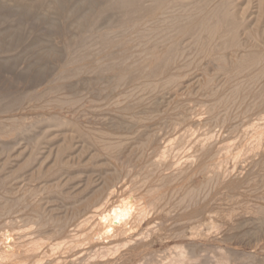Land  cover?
<instances>
[{
	"label": "rangeland",
	"instance_id": "374dc122",
	"mask_svg": "<svg viewBox=\"0 0 264 264\" xmlns=\"http://www.w3.org/2000/svg\"><path fill=\"white\" fill-rule=\"evenodd\" d=\"M21 1V0H20ZM19 0H0V122H1V125H0V136H1V140H0V199L3 203H1L0 201V230L2 231V229H5V227L7 228L6 230H11L12 228V232L17 234L16 235V238L18 237L19 235V239H20V235H22L21 239L19 240V242H23L27 244V247L31 248L32 247V244L33 243H30L32 240L33 242V239H38L39 237L40 238H44L46 235H51L52 239H53V230L54 232H59L61 231L62 229H64L63 231H65L66 233H69V235H73L74 234V230L75 228L78 226L76 224H79L83 227L85 226V222L88 221V225H90V222H94V221H90L93 220L92 219V210L93 209H96L95 207L93 209H89L87 206H88V203L87 200V195L89 193H91L92 195L94 194H98V192L100 193L99 196H101V194L103 195V192L105 193V199H102L101 200V207H103L108 201L109 199H111V195L114 196L113 193H122L124 192L123 190L127 191V192H131V194L135 193V190H131L132 186L129 185L128 183H126L127 181L123 180L122 178V173L120 172V168L122 167H119V166H115L111 163V159L109 158V160H107L108 158L107 155L105 154L106 152L104 150L100 151L101 149H103L101 146H100V142L98 141V143H95L94 146L93 143L95 142V139L97 137H92L93 138V142L91 143L90 141V137L88 136V141L90 142H87V138H83V133L82 131H86L88 132H91L87 134H92L94 132L95 135L98 134V132L100 131H104V134H106V131L108 132H113V135L115 134V138L117 136V133H119L120 136L123 137V139H127V138H124L125 136L127 137L128 135V138L131 136L133 137L134 139L138 136L139 141L142 140L143 138L145 139L146 137H143V136H146L147 135V140H145V142L148 141L149 137L151 136V138L149 139V141L147 142L148 143V150L147 151H144V153L146 154H140L137 152L138 150H135V146H137V143L135 144H131L132 146H129L130 148H133V153L130 154V151L127 150V155L125 153V157L128 156L129 154V157L132 156V158L130 157H126L127 159L124 158V160H128L127 162L130 163V160L131 161V166L133 168H136V170H140V171H143L145 168H148L149 170H151V172H157L159 171V174L161 176V179L162 177L164 176L166 179L169 178L170 182H173L170 184V185H167L166 188L162 189V190H157L155 189V191H157L155 193V196L152 195V198L150 197H147L146 195L143 196L144 198L143 201L142 199L140 201L142 202H145V200H147L148 202H154L153 200L158 201V203H154L158 206V204L160 205L158 208L160 209L159 212L157 211L158 208L154 206V204L152 203V207L151 205L148 209L149 211V214L146 218V220L149 222L147 223V221L145 222V224L143 226L145 227H142L141 229L143 230V228L145 229L144 231H141V237L138 239H142V241L145 239L143 238L146 237L145 234H147V230L149 229L148 231V234L151 233L153 234L155 232V235H152L150 234V237L147 238L146 237V240H144L143 242V245H147L148 246V243L153 245L152 242L154 241V245L151 246L152 248H150V251H154L153 254H157L156 256H154L155 260H160V258L166 254L167 252V248L169 247H172L173 245H175L178 241V243H182V244H187V246L189 245L192 246L194 243H200L199 241L196 242V240L194 239H191V237H189L190 239H187L188 237V232H185L184 233V228L188 225V223L186 222V220L183 219L182 215H178L177 217H175L177 215V212L176 211H168V202H169V197L172 198H175L177 200H180L183 199L184 197V194L182 193H185V195H187L188 193H190V191H195L196 188H200V190L198 191H203L204 189V185L207 187V189H210V185L212 187V189H210V193L208 194L205 190L206 193H204L205 196H209V198L207 200L204 201V203H207L208 201H212V203H216L214 204V206H212V211L210 214H208L209 216H215V218H218L220 217L219 220H221V223H224L225 225H221V228L222 226H224L223 228H226L227 225L232 226V223L233 225H235L234 222H236V224L239 223V217L236 216V214H241V211H238V208L234 210V208H236L235 204L238 202V199L241 198L242 194H244L245 190L247 189H244V188H251L253 189L254 188V191L251 192L254 193L252 194L250 192V190L248 191V193H245L249 198L251 196V198H254L255 200H259L256 202H251L250 200L247 201L246 203V208L248 206L251 207L252 204H259V205H262L263 206V209H264V200H262V196L264 198V149L262 150V148H264V141L263 142V146H260V148L258 147L256 150H251L252 152L249 153V151L247 152H244V155L246 156L245 159L242 158L243 157V153L241 154V157L240 159H234L233 161L232 160H228V161H225V163H221V164H224V167L223 165H219L217 166L218 164L215 163V161L218 162V158L217 157H220L221 158L219 159V161L222 159V158H225V154H228L226 152V148L225 147H231V146H234L235 144L233 143H236L235 141H237V139L235 141H233L232 137L230 138V135L232 136L233 134H231L233 131H232V128L229 127V128H223L221 129L220 127L221 126H215V121H213V119L211 118L212 115H209V114H213L214 112V109L216 108L215 106H217L219 104V100H220V97L221 96H225V95H228V93L230 92V89L229 87V84H226L228 83V77L226 76H223L225 75L226 73L221 71L220 68L222 67L221 62L224 63V66L225 68L227 67V69L229 70H234L236 71V66L237 64L239 63L240 59L243 60L244 59V56L246 57L249 53H248V50H251L249 51L250 53H255V51H257L256 53L258 54H264L263 51H264V0H212L213 2L212 5L211 3H209L210 1H205V4L207 5H204V2L203 0H198L200 2V4L198 3L197 0H193V4L195 5L194 7H198V8H193V5L190 3V1L192 0H187V2L189 3V5H187L188 3L185 2L186 0H181V2L183 3L181 4L180 2H177V0H171L170 5L173 3V4H177L178 3V7L176 5V8H175V5H171V8L169 7L170 5H167L169 7V12H171L172 14V11L174 9V12L177 14H182L181 16L184 17L183 14H185L187 11L191 12L190 10L193 9V12L195 10H198L197 11V14L194 13V15L196 14V17H198V15H206L207 13H210L209 11H212L215 15L217 14V10L220 8V13H221V9L224 10L225 7L229 8L226 10L230 11V15L232 14V16H234V19L237 21L239 20L238 23V28H237V34H236V38H238L237 40L239 41L237 45H239V47H236V48H240V49H229L230 47H227L226 45L227 44H224V39L223 38H218V41L217 39H215L214 42L213 40H209V39H206L205 36H201V40H203L202 42L197 39L196 42L193 41V39H191V36L189 35L187 37H179V38H185L184 40L183 39H179L178 41V44L181 46L182 49H185L181 50L182 54H180L181 52H179L178 55H182L181 58L180 56L178 57V55L175 57V60L174 58H168L165 56V55H162L160 57V55H158L159 53L158 52H161L160 50L157 51L159 49V47L161 48L162 45L163 47L166 45V43L164 42H158L156 45L159 44V47L157 48L156 50V46L154 45L155 43H153L152 40L148 41L153 44H151V48H150V45H147L146 43H144V47L147 48L145 49L146 51L148 52H144L145 50L142 48L143 45H141L140 47H138V45H140V43H143V41L139 42L138 43L136 42L137 40L134 41H131V37L128 34V31H127V28L130 26V24L128 23V27L125 28L126 30H124V27L127 26V24L125 23V19L127 17H122L120 16V18L122 17V19H119L117 20L118 17H115L114 19L113 18H110L107 20H104L103 22H101L103 25H101L102 27H106V28H103L101 27V32L104 34L105 33V36L106 37H109V39L111 40L110 42L112 41H116L115 43L112 42V44H116L115 46H111L112 44L109 43L108 44V48H107V45L105 48V51L104 53L102 52L103 50L100 49L98 46L100 45H96L94 43L95 40L98 38L97 37V34L95 33V31L93 32L91 27L93 28V25L96 23H98L97 21L98 20H93L90 19V23L88 22L89 26L88 25H85L87 26L86 28H82V25L79 27V26H76L74 23L76 20L75 18L79 17L80 14L82 15V12H83V9L84 10H88L87 7L85 6V1H86V4L89 2V0H66L68 2H66L65 0V3H63V1L61 0V4L63 3V5H60L58 3V6L56 5H52L50 0H45L47 3H45V1L43 2V4L41 3H38L37 1L35 0H22V1H27V3H23L22 1L20 2ZM103 1V0H102ZM112 1V3L110 2ZM116 1V2H114ZM123 1V0H122ZM122 1L120 2V0H106V2H102V3H105L104 5L106 6H102L103 4H101V1L98 0V4L96 3L97 5V8H95V10L97 11H100V10H107V6H109V4H113L114 6L117 5L119 2L122 3ZM144 0H142V4H149L147 5V7L150 6V1H147L145 0V2H143ZM170 1V0H169ZM174 1V2H172ZM179 1V0H178ZM196 1V2H194ZM202 1V2H201ZM29 2V3H28ZM50 2V3H48ZM84 2V3H83ZM91 2V0H90ZM95 0H94V4H95ZM141 2V1H140ZM148 2V3H147ZM222 2V3H221ZM226 2V3H225ZM93 3V2H92ZM91 3V4H92ZM119 3V4H120ZM197 3V4H195ZM221 3V4H220ZM226 6H224L225 4ZM27 4L29 6H27ZM49 4L51 7H49ZM84 6H83V5ZM94 4L93 7H94ZM141 4V3H140ZM180 4V6H179ZM228 4V5H227ZM46 5V6H45ZM79 5V6H78ZM90 5V4H89ZM95 5V6H96ZM101 5V6H100ZM112 5V6H113ZM189 9H188V7ZM39 6V7H38ZM44 6L46 9H42V7ZM80 7V9H82L81 13L79 12L80 9H78V11L76 12L77 8ZM83 6V7H82ZM91 6V5H90ZM89 6V7H90ZM142 7H144L143 5H141ZM151 6H153V4H151ZM173 6V8H172ZM183 6V7H181ZM202 6V8L200 7ZM215 8H214V7ZM233 6V8H232ZM41 7V8H40ZM55 7V8H54ZM185 7V8H184ZM192 7V8H191ZM49 8V9H48ZM52 8V10H50ZM60 8V9H59ZM75 8V9H74ZM92 8V7H91ZM100 8V9H99ZM191 8V9H190ZM212 8V9H211ZM48 9V10H47ZM171 9V10H170ZM180 11H178V10ZM184 9V10H183ZM195 9V10H194ZM215 9V10H214ZM43 10H46V11H43ZM67 10V11H66ZM201 10V11H200ZM209 10V11H208ZM75 14V16H70L68 15V13L72 12ZM184 11V13L182 12ZM205 11H207L205 13ZM215 11V12H214ZM87 12V11H86ZM85 11L83 12L84 14L86 13ZM192 12V14H193ZM196 12V11H195ZM77 13V14H76ZM173 13L172 15L174 17H176L177 15ZM188 13V12H187ZM218 12V14H220ZM179 14H178V17H179ZM190 14V13H189ZM188 14V17L191 16V14L189 15ZM216 15V16H219V15ZM79 15V16H78ZM107 16V15H106ZM182 17V19H183ZM193 16L187 18V14L185 16V20L188 21L190 19H192ZM180 18V17H179ZM98 19V18H96ZM183 19L184 23H185V20ZM110 21L112 25V28H110V23L107 24V21ZM112 20H113V23H112ZM114 20H117V22L119 23H115ZM242 20V21H241ZM106 21V22H105ZM108 21V22H109ZM120 21H124L123 23H125V26L122 24V22ZM127 21L129 22V19L127 18ZM108 26H110L109 28L106 26V24ZM132 23H137L136 20H133L131 21ZM93 23V24H92ZM100 23V24H101ZM131 23V25H133ZM242 23V24H241ZM74 24V25H73ZM95 24V25H96ZM99 24V23H98ZM94 25V27H95ZM121 25H123L121 27ZM84 26V27H85ZM117 26H120L121 30L119 27ZM74 27V28H72ZM88 27L91 29H88ZM81 28V29H80ZM122 28H123V31H122ZM130 28V27H129ZM132 28V26H131ZM130 28V29H131ZM80 29V30H79ZM89 30V31H88ZM94 30V29H93ZM107 30H110L111 32H108ZM86 31V32H85ZM92 31V32H91ZM104 31V32H103ZM120 32V34H119ZM122 32V33H121ZM124 32H126L125 34H123ZM82 33V34H81ZM84 33V34H83ZM92 33V34H91ZM94 33V35H93ZM110 33L111 34H114L113 36L111 35L110 36ZM90 34V35H89ZM107 34V35H106ZM115 34H119L117 36V38H121L120 40H117V39H114L112 40L110 37H114L116 36ZM71 37H70V36ZM78 35H80V39L78 37ZM86 35H88L86 37ZM93 35L95 40L92 41L94 38L91 36ZM85 36V39L84 37ZM45 37V38H44ZM68 37V38H67ZM78 37V38H77ZM92 37V38H91ZM205 37V38H204ZM68 40H67V39ZM91 38V40H90ZM116 38V37H115ZM123 38V39H122ZM130 38V39H128ZM190 41H189V39ZM71 39V40H70ZM74 41H73V40ZM133 39V38H132ZM87 40V41H86ZM89 40V42H88ZM121 40L123 41V43L121 42ZM223 40V41H222ZM84 41L86 42V44L84 43ZM97 41V40H96ZM122 43H120V42ZM184 41V42H183ZM186 41V42H185ZM188 41V43H187ZM196 43V46L194 44H192V42ZM198 41V42H197ZM207 43H210L211 44H217L219 42V44L217 45H214L213 47H216L217 50L216 52H219V50L222 51L219 52L221 53L222 56L220 57H223V60L224 61H220V66L217 64H215L214 62H212L213 58L211 59V55L210 57H207L204 55V59H203V53L201 52L202 56H199L201 55L199 52L201 50H204L203 46L205 45L206 47V42ZM83 42V43H82ZM94 42V43H93ZM136 42V43H135ZM190 42V43H189ZM214 42V43H213ZM222 42V43H220ZM98 43V42H97ZM181 43V44H180ZM85 44V45H83ZM88 44H92V46L88 47ZM138 44V45H137ZM146 44V45H145ZM185 44V45H184ZM201 44V45H200ZM221 44H224L220 47ZM126 45V46H125ZM154 45V47H153ZM178 45V47H179ZM187 45V46H186ZM192 45V47H191ZM209 45V44H207ZM96 46V48L94 47ZM103 47V45H101ZM119 46V47H117ZM186 46V48H184ZM229 46V45H228ZM93 47V48H92ZM101 47V48H102ZM135 47H136V50L138 51L139 48H141L140 50L144 53V55H141V54H137L138 52L135 50ZM162 47V51L165 49H163ZM194 47V48H193ZM221 49H220V48ZM247 47V48H246ZM251 47V48H250ZM79 48V49H78ZM91 48V52L90 50L88 49ZM107 48V49H106ZM132 48V49H131ZM166 48V46H165ZM180 48V47H179ZM202 48V49H201ZM228 48V49H227ZM233 48V47H231ZM77 49V50H76ZM93 49V50H92ZM98 49V51L96 50ZM152 49V50H151ZM188 49V50H187ZM80 50V51H78ZM87 50V51H86ZM113 50L114 53L118 54L119 57H123L121 55L122 54H126V58L123 57L121 58L122 61H125L124 65H127L126 64V61L128 62V54L126 52H129V54L133 53V51L136 53H134L135 55L131 54L132 55V58L131 55L129 57L130 59V62L128 63V66L129 64L130 67L128 68L129 71H134L135 68L137 70H139L141 67L142 69L145 71V69L147 71H149L148 73L146 72V74L148 75L147 78H145L144 76V80L145 81V84L144 82H142L143 79L141 78H138L139 80L138 83L136 82V80L134 79H131V80H134L132 82H130L131 80H129L126 84L124 85H127V86H130V87H127L125 88V86H123L122 84L119 85V69H116L115 66L117 65H109L108 68L106 67L107 66V62H109L110 60L108 59V56L105 57V55H107V52L108 51H111ZM130 50V51H129ZM151 50V52H150ZM156 50V52H155ZM116 51V52H115ZM132 51V52H131ZM141 51H139L141 53ZM210 51V50H208ZM207 51V53L209 54V52ZM247 53H246V52ZM88 54H87V53ZM119 52H120V55H119ZM124 52V53H123ZM193 52H194V55H193ZM205 53V51H203ZM212 52V51H211ZM210 52V54H211ZM113 53V52H112ZM113 53V54H114ZM147 55H146V54ZM153 54V56L151 54ZM155 53V54H154ZM158 53V54H157ZM184 53V54H183ZM206 53V54H207ZM245 53V54H244ZM115 54V55H116ZM187 54V55H186ZM213 54V53H212ZM80 55V56H79ZM91 55V56H89ZM101 55V56H100ZM141 55V56H140ZM94 56V57H93ZM110 56V54H109ZM116 56V57H118ZM147 56V57H146ZM188 56V57H187ZM232 56V57H231ZM239 56V57H237ZM78 59H77V58ZM85 57V58H84ZM91 57V58H89ZM112 57V56H111ZM156 57V58H155ZM158 57V58H157ZM190 57V58H189ZM195 57V58H194ZM198 57V59L196 60V58ZM202 57V58H201ZM206 57L207 59L209 60H206ZM228 57V58H227ZM235 57V58H234ZM80 58V59H79ZM100 58V59H99ZM110 58V57H109ZM125 58V59H124ZM141 58V59H140ZM201 58V59H200ZM231 58V59H230ZM240 58V59H239ZM91 59V60H90ZM102 59H105V62L104 60L101 61ZM109 61H108V60ZM111 59V58H110ZM118 61L120 58H117ZM189 59H192V60H195L192 62V60H190L191 62L188 63ZM211 59V61H210ZM80 60V61H79ZM142 60V61H141ZM169 60V61H168ZM172 60V61H171ZM176 63H174V61ZM179 60V61H178ZM185 60V61H184ZM206 60V61H205ZM222 60V58H221ZM121 61V60H120ZM132 61V63H131ZM200 61V62H198ZM135 62L137 63H140V65L136 64ZM159 62V63H158ZM163 62L165 63L164 65L167 66V70L166 68H164L166 70L167 75L171 78V82L165 86L163 85V87L165 86L167 89L162 88L163 90H160L161 88L159 86L162 85V83H164L163 80H165L166 78L162 75H159V73H157L159 70H157V65L161 67V65L163 66ZM174 63L173 65L171 63ZM179 62V63H178ZM195 62V63H194ZM228 62V63H227ZM103 63V64H102ZM188 63V64H187ZM197 63V64H196ZM226 63V65H225ZM73 64V65H72ZM106 64V66H105ZM123 64V63H121ZM141 64H143L141 66ZM186 64V65H185ZM199 64V65H198ZM236 64V65H235ZM101 67H100V66ZM146 65V66H145ZM197 65V66H196ZM106 68H105V67ZM126 66V67H128ZM136 66H139L140 68L138 69V67ZM218 66V67H217ZM235 66V68H234ZM100 67V68H99ZM103 67V68H102ZM154 67V68H153ZM173 67V68H172ZM182 67V68H181ZM214 67V68H213ZM220 67V68H219ZM78 68V69H77ZM83 70H81V69ZM98 70H97V69ZM111 68V69H110ZM134 68V70H133ZM153 68V69H152ZM180 68V69H178ZM191 68V69H190ZM219 68V69H218ZM232 68V69H231ZM234 68V69H233ZM79 69H80V72H79ZM96 69V70H94ZM101 69V71H100ZM110 70L108 72V70ZM114 69V70H113ZM152 69V70H151ZM157 70V76L159 77H150V70L152 73H154V71ZM174 69V70H172ZM189 69V70H188ZM222 69V68H221ZM86 70V71H85ZM106 70V71H105ZM201 70V71H200ZM204 70V71H203ZM214 70V71H213ZM99 71H100V74H99ZM114 71L116 73H114ZM174 71V72H173ZM178 71V72H177ZM102 72V73H101ZM165 72V73H166ZM237 72V71H236ZM78 74L79 77H77L76 74ZM110 73V74H109ZM164 73V74H165ZM70 74V75H69ZM84 74V75H83ZM113 74H116V77L115 75ZM155 74V73H154ZM162 74V73H161ZM163 74V75H164ZM175 76H174V75ZM177 74V75H176ZM103 75V76H102ZM166 75V74H165ZM227 75V74H226ZM76 76V77H75ZM109 78H108V77ZM155 76V75H154ZM179 77V80L177 81L178 84L177 85V82L176 80H174L173 82V78L175 77V79H178ZM48 77V78H47ZM99 77V78H98ZM103 77V78H102ZM107 77V78H106ZM167 77V76H166ZM183 77V78H182ZM51 78V79H49ZM78 78V79H76ZM153 78V80L151 79ZM196 78V79H195ZM34 79V80H33ZM47 79V80H46ZM74 79V80H73ZM91 79V80H90ZM95 79V80H94ZM108 79V80H107ZM117 81H116V80ZM163 79V80H162ZM82 80V81H81ZM85 80V81H84ZM103 80V81H102ZM111 80V81H109ZM143 80V81H144ZM45 81V82H44ZM81 81V82H80ZM88 81V82H87ZM100 81V83H99ZM113 81V82H112ZM195 81V82H194ZM78 82V84H77ZM87 82V83H86ZM94 82V84L92 85V83ZM118 82V84H117ZM148 84H147V83ZM152 82V85H150ZM154 82V83H153ZM157 82V83H156ZM161 82V83H160ZM194 82V83H192ZM134 83V84H133ZM214 83V84H213ZM217 83V84H216ZM52 84V85H51ZM91 84V86H89ZM97 84V85H96ZM131 84V85H130ZM141 84V85H140ZM153 84H154V87L155 85L158 86L157 90L154 89L153 87ZM171 84V86H170ZM59 85V86H58ZM63 85V88H61ZM65 85V86H64ZM110 85V86H109ZM144 85H148L149 87L151 86L153 89H152V92L148 89H150L148 86H145ZM186 85V86H185ZM77 86V87H75ZM83 86L84 89L81 87ZM103 86H105L103 88ZM119 86V90L116 89L117 87ZM123 86V87H122ZM132 86V87H131ZM137 86H139L140 88L137 90L138 92L136 94H133V91L132 88L134 87L135 89L137 88ZM143 86V87H142ZM156 86V87H157ZM44 87V88H43ZM81 89L79 90L78 89ZM115 87V88H114ZM122 87V88H121ZM148 87V88H147ZM155 87V88H156ZM162 87V86H161ZM199 87V88H198ZM204 87V88H203ZM212 87V88H211ZM60 88V89H59ZM66 88V91H64ZM98 88V89H97ZM106 88V89H105ZM121 88V89H120ZM130 88V89H129ZM133 88V89H134ZM174 88V90H172ZM187 88V89H186ZM199 90H198V89ZM223 88V89H222ZM227 88V89H225ZM34 89V90H33ZM62 89V90H61ZM64 89V90H63ZM76 89V90H75ZM79 93H78V91ZM86 89V90H85ZM96 89V90H95ZM105 89V90H104ZM116 89V90H115ZM123 89V90H122ZM124 89H126L125 91H127L125 93ZM128 89V90H127ZM134 89V93L136 92ZM211 89V90H210ZM9 90V91H8ZM22 90V91H21ZM59 90V92H58ZM73 90V91H72ZM95 90V92H94ZM98 90V91H97ZM110 90V91H109ZM113 90V92H112ZM115 90V91H114ZM151 90V89H150ZM171 90V91H169ZM177 90V91H176ZM218 90V91H217ZM222 90V91H221ZM224 90H227L228 93L226 94L225 92L227 91H224ZM48 91V92H47ZM77 91V92H75ZM82 91V92H81ZM103 91H106L107 93H103ZM154 91V92H153ZM220 91V93H218ZM11 92V93H10ZM13 92V93H12ZM27 92V93H26ZM61 92V93H60ZM81 92V93H80ZM91 92V93H90ZM100 92V93H99ZM119 92V94L117 93ZM128 92H129V96H128ZM215 92L216 95L218 94H221L219 96H216L215 94V97L214 95L212 96V94ZM23 93V95H22ZM64 93V94H63ZM95 93V95L93 94ZM98 93V94H97ZM126 95H124V94ZM132 93V97L130 96ZM162 93V94H161ZM177 93V94H176ZM223 93V94H222ZM225 93V94H224ZM9 94V95H8ZM29 94V95H28ZM75 94V95H74ZM80 96H78V95ZM81 94V95H80ZM97 94V95H96ZM101 94H105L103 96H101ZM143 97V101L141 100V97ZM151 94V95H150ZM19 95V96H18ZM60 97V99L64 100V102L62 100H58V97ZM100 95V96H98ZM125 96L124 98L123 97H120V96ZM164 95V96H163ZM193 95V96H192ZM205 95V96H204ZM9 96V97H8ZM38 96V97H37ZM79 98H77V97ZM88 96V97H86ZM96 96V97H94ZM106 96L108 98H106ZM115 96L118 97L116 98V100H114ZM144 96H147L144 98ZM213 98H212V97ZM29 97V98H28ZM54 97H55V101H54ZM73 97V98H72ZM82 97V98H81ZM92 97V98H90ZM102 97V98H101ZM163 97V98H162ZM218 97V98H216ZM12 98V99H11ZM77 98V100H79L77 102V100H75ZM81 98V100H80ZM100 98V99H99ZM106 98V99H104ZM111 98V99H110ZM129 98V99H127ZM134 100H133V99ZM92 99V100H91ZM104 99V100H103ZM132 101H131V100ZM179 99V100H178ZM216 99V100H215ZM11 100V101H10ZM49 100V101H48ZM88 100H89V103H92V105H90L88 103ZM102 100V101H100ZM107 100V102H105ZM109 100H112V103H109L111 101ZM114 100V101H113ZM122 100H124L123 102H121ZM151 100V102H150ZM155 100V101H154ZM173 100V101H172ZM190 100V101H189ZM218 100V101H217ZM8 101V102H7ZM48 103H47V102ZM66 101V102H65ZM92 101V102H91ZM128 101V102H127ZM134 101V102H133ZM164 101V102H163ZM77 102V103H75ZM97 102L99 104H97ZM102 102V103H100ZM105 102V103H104ZM115 102V103H114ZM122 103L120 105L118 103ZM127 102V103H126ZM131 102V103H129ZM155 102V103H154ZM199 102V103H198ZM6 103V104H5ZM15 103V104H14ZM65 104V106L63 105H60V104ZM68 103V105H67ZM138 103V104H137ZM151 103V104H150ZM184 103V104H183ZM213 103V104H212ZM216 103V104H215ZM218 103V104H217ZM50 104V105H49ZM77 104V105H76ZM87 104V105H86ZM107 104H109L108 106H106ZM131 104V105H130ZM134 104H135V107H134ZM150 104V106H149ZM153 104H155L157 107H155ZM159 104V105H158ZM183 104V106H182ZM192 104V105H191ZM207 104H210V105H207ZM213 106V109H212V105ZM7 105V106H6ZM12 105V106H11ZM19 105V106H18ZM58 105V106H57ZM66 105L68 107H66ZM116 105V106H115ZM125 105V107H124ZM138 105V106H137ZM140 105V107H139ZM145 105V106H144ZM149 108H148V106ZM177 105V106H176ZM180 105V106H179ZM185 105H190L187 109V107ZM200 105V106H199ZM16 106V107H15ZM30 106V107H29ZM60 106V107H59ZM62 106V107H61ZM76 106V107H75ZM90 106V107H89ZM97 106V108H96ZM99 106V107H98ZM101 106V107H100ZM112 106V107H111ZM117 107L116 109L114 107ZM127 106V107H126ZM147 106V107H146ZM153 106V107H151ZM192 106V107H191ZM199 106V108H198ZM12 107V108H11ZM73 107V108H72ZM85 107V108H84ZM95 107V108H94ZM105 108V112L103 110V108ZM137 108V109H134V108ZM144 107V108H143ZM172 107V108H171ZM186 107V108H185ZM191 107V108H190ZM201 107V108H200ZM215 107V108H214ZM7 108V109H6ZM31 108V109H30ZM47 108V109H46ZM62 108H64L65 110H62ZM67 108V109H66ZM70 108V109H69ZM130 108H133L132 111L129 112V110H131ZM153 108V109H152ZM166 108V109H165ZM181 111H179V109ZM4 109V110H3ZM72 109V110H71ZM90 109H91V112H90ZM97 109V111L95 110ZM102 109V110H101ZM108 109V110H107ZM127 109H129L127 111ZM158 109V110H157ZM173 109L175 110H178V111H174ZM184 109V110H183ZM191 109V110H190ZM9 110V111H8ZM77 110V112H76ZM87 110H89L87 112ZM94 113H93V111ZM114 110V111H113ZM118 110V112H117ZM123 110V111H122ZM138 110V111H137ZM147 110V111H146ZM172 113H169L170 111H172ZM193 110V113L190 112ZM200 110V111H199ZM212 110V111H210ZM103 111V112H101ZM110 111V113H109ZM125 111V112H124ZM149 111V112H148ZM151 111V112H150ZM159 111V112H157ZM205 111V112H204ZM208 111H210L211 113H209ZM2 112H4L2 114ZM10 112V114H8ZM30 112V113H29ZM79 112H81V116L79 115ZM107 112L109 113V116L107 115ZM112 112V114H111ZM120 112V113H119ZM139 112V113H138ZM178 112V113H177ZM201 115H200V113ZM204 112V113H203ZM6 113V114H5ZM90 113V114H89ZM97 113H98V116H100L101 114V119H99L100 117H96L97 116ZM146 114V115H143V114ZM153 113V114H152ZM162 113L164 115H162ZM174 113V114H173ZM191 113V114H190ZM199 113V114H198ZM83 114H85L86 116H84ZM94 114V115H93ZM127 114V115H125ZM131 114V115H130ZM135 114V115H134ZM157 114V116L155 115ZM160 114L162 116H160ZM172 114V115H171ZM195 114V115H194ZM198 114V115H197ZM6 115V116H5ZM35 115V116H34ZM89 115H91L89 117ZM104 115V117H103ZM116 117H115V116ZM118 115V117H117ZM149 115V116H148ZM154 116L155 118H153L152 116ZM169 115V117H168ZM171 115V116H170ZM188 115V116H187ZM190 115V116H189ZM192 115V116H191ZM194 115V117H193ZM205 115V116H204ZM208 115V116H207ZM9 116V117H8ZM88 116V117H87ZM109 118H108V117ZM132 116V117H131ZM139 116V117H138ZM146 118H145V117ZM182 116V117H181ZM186 116V117H185ZM202 116V117H201ZM264 116V114H263ZM263 116H261L262 119ZM12 117V118H11ZM55 117V118H54ZM77 117V118H76ZM82 119H81V118ZM86 117V118H85ZM107 117V119L105 118ZM121 119H120V118ZM148 117H150L149 119H151V121L148 119ZM161 117L163 118L162 121H161ZM166 117V118H165ZM169 119V122H168V118ZM181 117V118H179ZM184 117V118H183ZM190 117L189 119H187L185 121V118H188ZM194 119H193V118ZM204 117V119H203ZM73 118V119H72ZM87 120H85V119ZM89 118V119H88ZM113 119V121L111 122V120ZM129 119V120H126ZM133 118H134V121L135 120H141L142 122H145V124H141V121L139 123L136 122V124H134L135 122L133 121ZM178 118V119H177ZM183 118V119H182ZM3 119V120H2ZM5 119V120H4ZM11 119V121H10ZM16 122H14L13 121ZM18 119V120H17ZM31 119V120H30ZM81 119V121H80ZM97 119V120H96ZM105 119V121H104ZM109 119V120H108ZM120 119V120H119ZM132 119V120H131ZM148 119V121L146 120ZM181 119V120H179ZM198 119V120H197ZM6 121L8 122H13V124L11 125H8L9 123H5V125L7 124L8 127L10 126V128L7 127V125L3 126V123L2 121ZM25 120V121H24ZM94 120V122H93ZM119 120V121H118ZM125 121V123L122 122ZM134 122L133 125L135 127L132 126V123L131 121ZM155 122H154V121ZM157 120V121H156ZM160 120V121H159ZM167 120V121H166ZM184 121L183 124H181L180 121ZM191 120V121H189ZM213 122H212V121ZM21 121V122H20ZM31 121V122H30ZM36 121V122H35ZM39 121V122H38ZM68 121V122H67ZM101 121V122H100ZM103 121V122H102ZM114 121L116 122V124L114 123ZM128 121V122H127ZM130 121V122H129ZM153 121V123H152ZM179 123H178V122ZM206 121V122H205ZM27 122V123H26ZM34 122V124H32ZM89 122V123H88ZM109 122V123H108ZM111 122V124H110ZM122 122V123H121ZM128 124H127V123ZM149 122V123H147ZM166 122V125L168 126V128L174 132L170 133V130L166 127L165 123ZM174 123V126H175V122H177L179 125L176 124L175 127H177L175 129V127L173 126V124L171 125V123ZM262 122H264V120H262ZM31 123V124H30ZM94 123V125H93ZM103 123V124H102ZM119 123V124H118ZM131 123V125H130ZM161 123V124H160ZM22 127H24L23 129L27 131V129L25 128L27 126L28 130H30L31 132V136H27L29 134H27L26 136L24 135L25 132L24 131H19L18 133H16V129L18 130V128L20 127V125ZM26 126H24V125ZM105 124V125H104ZM107 124V125H106ZM110 124V125H109ZM127 124L128 125V129H125L124 127H127V126H123ZM148 126H147V125ZM151 124V125H149ZM163 124V125H162ZM191 126H190V125ZM29 125V127H28ZM32 125V126H31ZM79 125V126H78ZM87 125V126H86ZM89 125V126H88ZM97 125V126H96ZM103 125L106 127H103ZM112 125V126H111ZM117 125L118 127L120 128H117ZM130 125V126H129ZM137 125V126H136ZM139 125V126H138ZM154 125V126H153ZM157 125V126H156ZM171 125V126H170ZM183 125V126H182ZM198 125V126H197ZM2 126V127H1ZM19 126V127H18ZM31 126V127H30ZM77 126V127H76ZM85 126V127H84ZM108 126H111L115 128L116 126V129L117 132H115V130L113 131L114 128H111V130L108 128ZM141 126V127H140ZM143 126V127H142ZM4 127V128H3ZM12 127L15 129V132H14V129H12ZM21 127V129H22ZM80 129H79V128ZM100 127V128H98ZM138 127V128H137ZM139 127L140 128H144V127H149L145 130V128L143 129V132L141 129L139 131ZM156 129H155V128ZM219 127V128H218ZM9 130H8V129ZM97 130H96V129ZM132 128V129H131ZM154 128V130H153ZM199 128V129H198ZM207 128V130H206ZM3 129H6L5 131L8 130L9 133H3ZM20 129V130H21ZM22 129V130H23ZM47 129V130H45ZM83 129V130H82ZM103 129V130H102ZM123 129V130H122ZM130 129V130H129ZM135 129V130H134ZM136 129H138L139 132H141L140 134H138L139 132L136 131ZM151 130L150 132L148 131ZM204 129V130H202ZM211 129V130H210ZM216 129V130H215ZM226 129H229L230 133L228 130ZM231 129V130H230ZM13 130V131H12ZM45 130V131H44ZM79 130V131H78ZM92 130V131H90ZM100 130V131H99ZM157 130V131H155ZM178 130H181V131H178ZM187 130V131H186ZM225 130V131H224ZM44 131V132H43ZM120 131V132H119ZM148 131V133H147ZM210 131V133H208ZM14 132V133H13ZM24 134H22V133ZM47 132V133H46ZM107 132V133H108ZM154 132V133H152ZM159 134L156 136V134ZM183 132V133H182ZM189 132V133H188ZM205 132V134H204ZM219 132V133H218ZM83 133V134H82ZM175 133V134H174ZM188 134L186 136V134ZM215 133V134H214ZM221 133V134H220ZM223 133H224V136H223ZM8 134V135H6ZM21 134V136L19 135ZM34 134V135H33ZM146 134V135H145ZM149 134V135H148ZM166 134V135H165ZM169 134V135H168ZM171 134V135H170ZM184 134V135H183ZM193 134V135H192ZM199 134V135H198ZM201 134V135H200ZM219 134V136H218ZM229 134V135H228ZM18 135V136H17ZM44 135V136H43ZM106 135H109V134H106ZM105 135V136H106ZM173 135V136H172ZM182 138L184 139V141H188L187 143H189V145L184 141L182 140ZM192 135V136H191ZM203 135H205L204 137L208 136V137H212V135L214 136V138H204ZM7 136V137H6ZM23 136V137H22ZM39 136V137H38ZM46 136V137H45ZM78 136V137H77ZM83 136V137H82ZM136 136V137H135ZM149 136V137H148ZM159 136V137H158ZM177 136V140L174 141V139L176 138ZM189 136V137H188ZM194 136V137H193ZM38 137V138H37ZM87 137V136H86ZM122 137H118L119 138H122ZM219 138L218 142H216L215 140L217 138ZM95 138V139H94ZM107 138H109L107 136ZM171 138V140H170ZM174 138V139H173ZM179 138H181L179 140ZM192 139V141H196V142H192L191 140H188V139ZM198 138V139H196ZM210 140L207 141V143L205 142V145H207V147L204 145V147H206V149L204 148V151L208 152L209 151V155L210 153L212 152V154L209 156L208 155V161L206 159V161H203V162H198L197 161V158L200 160V157H198L199 155H197V153L199 151H203V146L202 147H196L198 142H201L202 140ZM4 139V140H3ZM25 139V140H24ZM33 139V140H32ZM123 139L120 141L117 140V139H112L116 140L117 141H120L121 144H124L125 140L123 141ZM143 139V141H144ZM214 139V140H213ZM222 139L224 140L222 142ZM229 139V140H228ZM28 140V141H27ZM31 140V141H30ZM48 140V141H47ZM84 140V141H83ZM97 140V139H96ZM110 141V139H108ZM161 140V141H160ZM233 142H232V141ZM4 141V142H3ZM36 141V142H35ZM123 141V143H122ZM212 141V142H211ZM221 141V142H220ZM226 141V142H225ZM35 142V144H33ZM84 142V143H83ZM97 142V141H96ZM111 142V141H110ZM135 142V141H134ZM175 142V143H174ZM183 142V143H182ZM218 143V144H215ZM37 143V144H36ZM69 143V144H68ZM119 143V142H118ZM167 143V144H166ZM179 143L183 146L181 147V145L179 146ZM215 144V147L214 145L212 144ZM227 146H225L226 144ZM231 143V144H230ZM17 144V145H15ZM67 144V146H66ZM96 144H99L97 146H95ZM169 144V145H168ZM178 144V146H177ZM185 146H184V145ZM194 144V145H192ZM211 144V145H209ZM28 145V146H27ZM57 145V146H56ZM59 145V146H58ZM92 147H91V146ZM135 145V146H134ZM149 145H150V149H149ZM166 145V146H165ZM176 145V147H175ZM188 145V146H187ZM218 145V148L216 147ZM223 146L224 149L221 150V148L223 147H220ZM36 146V147H35ZM101 148H100V147ZM134 146V147H133ZM147 146V145H146ZM195 146V147H194ZM6 147V148H5ZM27 147V148H26ZM66 147V148H65ZM85 147V148H84ZM98 147L100 148V150L98 149ZM165 147H166V150H165ZM171 147V148H170ZM178 148V152H181L180 154L177 152L176 153V148ZM184 147H187V148H184ZM190 147V149L188 148ZM210 147V149L208 148ZM48 148V149H47ZM94 148V149H93ZM97 148V149H96ZM135 148V149H134ZM153 148V149H152ZM169 148V149H168ZM184 148V149H183ZM191 148L193 150H191ZM202 148V149H201ZM220 148V150H219ZM227 148V149H228ZM4 149V150H3ZM151 149L153 151H151ZM155 149V151H154ZM183 149V150H181ZM201 149V150H200ZM260 149L259 151L261 152H258L257 150ZM66 150V151H65ZM144 150V149H143ZM160 150V151H159ZM165 150V151H164ZM173 150V152L175 151V155H173L171 153V151ZM181 150V151H179ZM229 150V149H228ZM227 150V151H228ZM57 151V152H56ZM96 151V152H95ZM99 151V152H98ZM139 151H142V150H139ZM150 151L152 153V155L154 156H150L151 158H148L149 157V154H150ZM190 151V153L188 154V152ZM195 151V152H194ZM217 151H220L219 154H221V151L222 152V155H219L215 152ZM129 152V153H128ZM135 152V153H134ZM154 152V153H153ZM165 152H167L165 154ZM169 152H170V155H169ZM192 152V154H191ZM197 152V153H196ZM226 152V153H225ZM254 152V153H253ZM7 153V154H6ZM34 153V154H33ZM63 153V154H62ZM65 153V154H64ZM138 155H137V154ZM183 153V154H182ZM185 153H187L188 155H186ZM195 153V154H194ZM200 153V152H199ZM198 153V154H199ZM254 155H253V154ZM100 154V155H99ZM105 154V155H104ZM133 154V155H132ZM177 154L179 158H177ZM192 156H191V155ZM217 154V155H216ZM251 154V155H250ZM47 155V156H46ZM84 155V156H83ZM99 155V156H98ZM143 155V159L137 157V156H141ZM160 155V156H159ZM166 155V156H165ZM169 155V157H168ZM175 159H173V157ZM194 155V157H193ZM213 155H216L215 157H213ZM32 156V157H31ZM35 156V157H34ZM37 156V157H36ZM98 156V157H97ZM106 156V157H105ZM161 160L159 162L158 161V158ZM186 156V157H185ZM189 158H188V157ZM191 156V157H190ZM251 158H250V157ZM254 156V157H253ZM63 159H62V158ZM109 157V156H108ZM147 157V158H146ZM168 157V158H167ZM184 157V158H182ZM197 157V158H196ZM212 157V158H211ZM227 157V156H226ZM238 157V158H239ZM10 158V159H9ZM12 158V159H11ZM45 158V159H44ZM66 158V159H65ZM94 158V159H93ZM136 158H138L136 160ZM153 158L155 159V161H153ZM167 160H166V159ZM172 158V162H171V159ZM182 158V159H180ZM193 158V160H192ZM217 160H216V159ZM34 159V160H33ZM70 159V160H69ZM74 159V160H73ZM147 159H149L147 161ZM151 159V160H150ZM157 159V160H156ZM165 159V160H164ZM169 159V161H168ZM196 159V160H195ZM44 160V161H43ZM62 160V161H61ZM123 160V161H124ZM175 160V161H174ZM176 160H178L176 162ZM185 160V162H184ZM238 160V161H237ZM29 161V163H28ZM104 161V162H103ZM137 161V162H135ZM138 161H142L143 164H137L139 163ZM151 162H154V163H150ZM164 161H167V163H165ZM176 163L174 164L173 163ZM191 161H194L193 163H191ZM258 161V162H257ZM7 162V164H6ZM25 162V163H24ZM63 162V163H62ZM67 162V163H66ZM90 162V163H89ZM99 162V163H98ZM149 162V163H148ZM157 162V163H156ZM161 162V163H160ZM164 162V163H163ZM198 165H197V163ZM235 162V163H234ZM242 164H241V163ZM244 162V163H243ZM248 162V163H247ZM250 162V163H249ZM163 163V164H162ZM168 163L170 165H168ZM172 163V164H171ZM187 163H189L187 165ZM209 163V164H208ZM212 163H215L214 165ZM228 163V164H227ZM233 163V164H232ZM258 163V164H257ZM28 164V165H27ZM59 164V165H58ZM81 164V165H80ZM85 164V165H84ZM90 164V166H89ZM93 164V165H92ZM134 164V165H133ZM164 165V166H159V165ZM182 164V165H181ZM184 164V165H183ZM190 164H191V167H190ZM195 164V165H194ZM200 164V165H199ZM202 164V165H201ZM204 164V165H203ZM217 164V165H216ZM227 164V165H225ZM248 164V165H247ZM3 165V166H2ZM7 165V166H6ZM59 167H57V166ZM63 165V166H62ZM96 165V166H95ZM111 165V166H110ZM149 165V167L147 166ZM155 167L156 166V169H150L153 168V166ZM174 165V166H172ZM177 165V166H176ZM179 165V166H178ZM210 167H209V166ZM235 165V166H234ZM245 165V166H244ZM255 165V166H254ZM36 166V167H35ZM72 166V167H71ZM170 166V167H169ZM183 166L182 168H178V167H181ZM207 167V168H212L211 170L208 169L207 171V168H204L203 167ZM212 166V167H211ZM15 167V168H14ZM22 167V168H21ZM39 167V168H38ZM87 167V168H86ZM99 167V168H98ZM113 167H114V170H113ZM119 167V168H117ZM167 167H169L167 169ZM175 170H173L172 168ZM178 169H177V168ZM197 167V169H196ZM202 167V169H200ZM215 167V168H214ZM217 167V168H216ZM243 167V169H242ZM248 167V168H247ZM250 167V168H249ZM2 168V169H1ZM5 170H4V169ZM38 168V169H37ZM112 168V169H111ZM116 168V170H115ZM157 168H160V169H157ZM165 168V169H163ZM193 168V169H191ZM219 168V169H218ZM167 169V170H166ZM181 169V171H180ZM196 169V170H195ZM262 169V170H261ZM53 170V171H52ZM95 170V171H94ZM118 170V171H117ZM120 170V171H119ZM148 170V172H150ZM164 170V171H163ZM189 170V171H188ZM191 170V171H190ZM193 170V171H192ZM202 170V172H201ZM214 170V171H213ZM230 170V171H229ZM4 171V172H3ZM20 171V172H19ZM45 171V172H44ZM62 171V172H61ZM64 171V172H63ZM99 171V172H98ZM106 171V172H105ZM116 171V172H115ZM174 171V174L172 173V175L170 176V173ZM179 171H180V174H179ZM185 172L184 173V178H183V173L182 172ZM220 171V172H219ZM226 173H225V172ZM48 172V173H47ZM70 172V173H69ZM81 172V173H80ZM111 172V173H109ZM146 172V171H144ZM178 174H176V173ZM208 175L206 176L205 174ZM214 172V173H213ZM255 172V173H254ZM10 173V174H9ZM31 173V174H29ZM37 173V174H36ZM58 173V174H57ZM79 173V174H78ZM91 173V174H90ZM229 173V175H228ZM33 174V175H32ZM40 174V175H39ZM48 174V175H47ZM51 174V175H50ZM176 174V175H175ZM182 174V175H181ZM52 175H55V176H52ZM79 175V176H78ZM84 175V176H83ZM158 175V174H157ZM174 175V177H173ZM186 175L188 178H186ZM199 175V176H197ZM224 175V176H223ZM73 176V177H72ZM110 176V177H109ZM190 176V177H189ZM206 176V177H205ZM6 177V178H4ZM25 177V179H24ZM51 177V178H50ZM158 178H160L159 176H157ZM215 179H214V178ZM222 177V178H221ZM252 177V179H251ZM23 178V180H22ZM71 178H73L71 180ZM88 178V179H87ZM114 178V179H113ZM117 180H116V179ZM122 178V179H121ZM164 178V179H165ZM183 178V179H182ZM251 180H250V179ZM4 181H3V180ZM50 179V180H49ZM61 179V180H60ZM96 179V180H95ZM162 179V181L164 180ZM165 179V180H166ZM192 179V180H191ZM217 179V180H216ZM220 179V181H218ZM249 180V181H245V180ZM7 180V181H6ZM21 180V181H20ZM37 180V181H36ZM46 180V181H45ZM71 180V181H70ZM87 180V181H86ZM89 180V181H88ZM95 180V181H94ZM114 180V181H113ZM119 180L124 181V183L122 184L121 182H119ZM222 180V182H221ZM256 180V181H255ZM18 181V182H17ZM49 181V182H48ZM53 181V183H52ZM58 181L60 183H58ZM111 181V182H110ZM216 181H218L219 183H217ZM229 181V182H227ZM232 181V183H231ZM240 181V183H239ZM259 181V182H258ZM7 182V183H6ZM42 182V183H41ZM71 182V183H70ZM90 182V183H89ZM225 182V184H224ZM242 182V183H241ZM251 184H250V183ZM258 182V183H257ZM105 183V184H104ZM187 183V184H185ZM192 183V184H191ZM216 183V185H215ZM222 183L223 185L225 186H222ZM246 185H245V184ZM41 186H40V185ZM46 186H45V185ZM89 184V186L87 185ZM93 184V185H92ZM228 184V185H227ZM4 185V186H3ZM96 185V186H95ZM107 185V186H106ZM179 185V187H178ZM188 185V186H187ZM208 185H209V188H208ZM234 185V186H233ZM238 185V186H237ZM244 185V186H243ZM249 185V187H247ZM252 185V187H251ZM254 185V186H253ZM36 186V187H35ZM58 186V187H56ZM127 187V188H124V187ZM170 186V188H169ZM172 186V187H171ZM187 186V187H186ZM190 186V187H189ZM202 186V187H201ZM218 188H217V187ZM228 186H229V189H228ZM243 186V187H241ZM3 187V189H2ZM38 187V188H37ZM45 187H47L45 189ZM51 187V188H50ZM83 187V188H82ZM123 187V190L121 189ZM130 187V188H129ZM181 187V188H180ZM183 187V189H182ZM186 187V189H185ZM232 187V188H230ZM236 187V188H235ZM260 187H262V189H259ZM59 188V190H58ZM190 188V190H189ZM214 188V190H213ZM221 188V190H219ZM226 188V189H225ZM236 190H235V189ZM35 189V190H34ZM73 189V190H72ZM76 189V190H75ZM85 189V190H84ZM87 189V190H86ZM103 189V192L101 191ZM129 189V190H128ZM169 189V190H168ZM178 189V190H177ZM183 191H182V190ZM185 189V190H184ZM206 189V188H205ZM257 189H259L257 191ZM48 190V192H47ZM83 190V191H82ZM94 190V191H93ZM96 190V191H95ZM118 190V191H117ZM131 190V191H130ZM172 190H173V193H176V194H171L172 193ZM181 190V192L179 191ZM196 190V191H197ZM228 190V191H227ZM232 190V191H231ZM262 190V191H261ZM69 191V192H68ZM84 192L85 194L87 195H83L81 194V192ZM88 191V192H87ZM115 191V192H113ZM162 191V192H161ZM177 191V192H176ZM179 191V192H178ZM185 191H188L185 192ZM235 191V192H234ZM260 191V192H259ZM77 192V193H76ZM80 192V196L82 197H78V193ZM94 192V193H93ZM220 192V193H219ZM232 192V193H231ZM234 192V193H233ZM244 192V193H243ZM247 192V191H246ZM257 192V194H256ZM263 192V193H262ZM13 193V194H12ZM34 193V194H33ZM158 193V194H157ZM163 193V194H161ZM170 193V194H169ZM187 193V194H186ZM261 193V194H260ZM55 194V195H54ZM76 194V198L74 199H66L67 197L68 198H72V196ZM129 194V195H131ZM167 194V195H166ZM208 194V195H207ZM234 194V195H233ZM42 195V196H40ZM72 195V196H71ZM90 195V194H89ZM88 195V197H89ZM92 195H90V197L93 199L94 197H97L96 195L93 197ZM117 195V194H116ZM204 195H202V197H204ZM212 195V196H211ZM226 195V196H225ZM240 195V196H239ZM258 195L256 198L255 196ZM262 195V196H260ZM5 198H4V197ZM31 196V197H30ZM57 196V197H56ZM65 196V197H64ZM169 196V197H168ZM215 196H218L215 197ZM220 196V197H219ZM222 196V197H221ZM231 196V197H230ZM235 196H239V197H236L238 198L236 200V198L234 199ZM260 196V197H259ZM34 197V198H33ZM43 197V198H42ZM55 197V198H54ZM75 197V196H74ZM161 197V198H160ZM200 198L198 200V202H202L201 199L203 198ZM228 197V198H227ZM8 198V199H6ZM38 198V199H37ZM80 198V199H79ZM87 199V200H84V199ZM154 198V199H153ZM261 198V199H260ZM5 200H8L13 202L15 204V201H18L19 204L16 205H13L11 203H6L7 204H11V208L13 207H16V209L8 207V210L10 208V213L8 210H6V203H5ZM152 199V200H151ZM214 201H213V200ZM217 199V200H216ZM220 199V200H219ZM231 199V200H230ZM234 199V200H233ZM252 199V200H254ZM64 200V201H63ZM75 200V201H74ZM82 202H81V201ZM84 200V202H83ZM168 200V201H167ZM228 200V201H227ZM242 200V198H241ZM239 199V201H241ZM261 200V201H260ZM21 201V203H20ZM50 201V202H49ZM163 201V203H162ZM167 201V202H166ZM210 201V202H211ZM216 201V202H215ZM217 201H219V203H217ZM197 202V205L201 206L200 203ZM209 202V203H210ZM223 203V205L221 203ZM227 202V203H226ZM252 204H250V203ZM5 203V204H4ZM40 203V204H39ZM42 203V204H41ZM51 203V204H50ZM203 203V202H202ZM239 204H241L240 202H238ZM237 203V204H238ZM248 203L250 204V206L248 205ZM86 204V205H84ZM227 204V205H226ZM238 204V205H239ZM253 204V205H254ZM3 205V206H2ZM218 205V206H217ZM237 205V207H238ZM162 206V207H161ZM221 206V207H220ZM231 206V207H230ZM240 206V205H239ZM256 206V205H255ZM4 207L2 210L1 208ZM66 207V208H65ZM74 207V208H73ZM156 210H154L155 208ZM197 207V206H196ZM218 209H217V208ZM220 207V208H219ZM225 207V208H224ZM19 208V209H17ZM68 208V209H67ZM87 208V212L84 211V209ZM154 208V209H153ZM227 208V209H226ZM240 208V207H239ZM253 210L255 209V207L253 206L252 207ZM24 209V210H23ZM48 209V210H47ZM54 209V210H53ZM60 209V210H59ZM83 209V210H82ZM153 210L150 211V210ZM167 211H166V210ZM226 211H225V210ZM232 209V211H231ZM21 210V211H20ZM91 210V212H90ZM216 210L217 212H215L214 214H212V212ZM220 210L222 212H220ZM236 212H234V211ZM240 210V209H239ZM251 210V208L249 209ZM57 211V213H56ZM162 211V212H161ZM223 211L225 212L223 214ZM263 211V210H262ZM4 212V214H3ZM6 212V213H5ZM21 212V213H20ZM46 212V213H45ZM86 212V213H85ZM164 212V213H163ZM172 212V213H171ZM264 212V211H263ZM24 213V214H23ZM34 213V214H32ZM50 213V215H49ZM62 213V214H61ZM65 213V214H64ZM80 213V214H79ZM217 213V214H216ZM222 213V214H221ZM229 213V214H228ZM7 214V215H5ZM9 214V215H8ZM37 214H39L38 216L42 217V219H38L35 220L37 218ZM70 216H68V215ZM168 214H170L169 216H167ZM226 214V215H225ZM231 214V216H229ZM237 217V221L236 220V217ZM4 215V216H3ZM13 215V216H12ZM15 215V217H14ZM21 215V216H20ZM36 215V216H35ZM47 218V220H44L43 219V216ZM88 217H87V216ZM89 215L91 216V218L89 217ZM155 215V216H154ZM159 215V216H158ZM219 215V217H217ZM224 215V216H223ZM58 216V217H57ZM207 216L204 215L202 216L200 219H204L205 217ZM263 216V215H262ZM25 217V218H24ZM36 217V218H35ZM40 217V218H41ZM87 218H90V219H86ZM153 217V218H152ZM168 219L165 221V219ZM171 217V218H170ZM178 217H181V219H183L185 221L182 222V223H179L180 221V218ZM226 222H224L225 220ZM233 217V218H232ZM235 217V219H234ZM264 217V216H263ZM33 218V219H31ZM45 218V219H46ZM56 218V222L58 221L59 224L61 225H57L60 229L58 230H55L54 229V225L50 228L52 229H48L46 228V221H49V222H52L51 219H55ZM73 218V219H72ZM159 218V219H158ZM173 218L175 221H173ZM176 218V219H175ZM232 220H231V219ZM16 219V220H15ZM59 219V220H58ZM163 219V221H162ZM223 219V220H222ZM234 219V220H233ZM18 220V222H17ZM39 220V221H38ZM42 220V221H40ZM51 220V221H50ZM87 220V221H84ZM172 222H171V221ZM227 220H230V221H227ZM3 221V222H2ZM54 221V220H53ZM54 221V222H55ZM68 221V222H67ZM159 221V222H158ZM160 221L162 222V225L163 226H160L161 223ZM168 221V222H167ZM223 221V222H222ZM34 222V223H32ZM62 222L64 223L63 226L67 227V229H65V227L62 228ZM84 224H82V223ZM158 222V223H157ZM228 222H230L228 224ZM13 223V224H11ZM160 223V225H159ZM167 224V225H164ZM174 223V225H173ZM176 223H179L177 224L178 226H176ZM42 224V225H40ZM149 224V225H147ZM183 224V225H181ZM76 225V226H75ZM86 226V229H88L89 226ZM170 225V226H169ZM172 225V227H171ZM44 226V228H43ZM77 227V229L80 228V230H85L86 232V229H81L82 227ZM153 226V227H152ZM189 226V225H188ZM188 226L186 227L187 228V231H188ZM12 227V228H11ZM33 227V228H32ZM56 227V226H55ZM155 227V228H154ZM158 227V228H157ZM163 228L162 230L164 229H167L165 231H162L160 228ZM165 227V228H164ZM168 227V228H167ZM182 227V228H181ZM184 227V228H183ZM18 228H19V232H16L18 231ZM155 230L153 231L152 230ZM173 228V229H172ZM177 228V229H176ZM26 229V230H25ZM34 229V230H33ZM43 229H47L46 232L45 230ZM168 229H171L169 230L168 232ZM49 230H52V231H49ZM67 230V231H66ZM152 230V231H150ZM157 230H160L159 232L162 233L161 234H158L159 232ZM176 230H179L181 231V233L184 234V238H186L187 240L183 239V234H182V238L181 236L179 238H175L174 236L176 235H179L178 233L175 235V233L177 232ZM0 231V233H2ZM43 231V232H42ZM173 231V232H172ZM176 231V232H174ZM25 232V233H24ZM27 232V233H26ZM34 232V233H33ZM55 232V233H56ZM144 232V233H143ZM158 232V233H157ZM174 234L173 235V239L171 237H168L167 239L169 240H165L164 239V234L168 236V234ZM264 225H263V231L262 233L260 234V237H256L255 239L253 237H250V236H247V238L243 237L241 238L240 240H237L239 243H241L243 240H244V243L242 242L241 244H239L238 242V246L237 247V253H231L229 252L230 254L227 255L229 257H227V260L226 263L227 264H263L264 262ZM45 233V234H43ZM53 233V234H51ZM76 233V232H75ZM158 235H157V234ZM168 233V234H166ZM28 234V235H27ZM169 235V236H172ZM34 237H33V236ZM69 235H67L69 237ZM161 235V236H160ZM23 236H25L23 238ZM155 236H158V237H155ZM162 237L161 239H158L160 237ZM47 237H50V236H47ZM50 237V238H51ZM72 237V236H71ZM155 237V239H154ZM40 238L38 240H40ZM42 238V239H43ZM49 238V240H50ZM157 238V239H156ZM262 238V239H261ZM36 239V240H37ZM48 238L46 239H43V240H47ZM51 239V241H53ZM164 239V240H163ZM177 239V240H175ZM183 239V240H182ZM220 239V238H219ZM17 240V241H18ZM65 240V239H64ZM150 240V241H149ZM159 240V241H158ZM163 240V241H162ZM242 240V241H241ZM25 241V242H24ZM30 241V242H29ZM35 241V240H34ZM58 241V239H57ZM61 241H63L61 239ZM60 241V242H61ZM148 241V243H147ZM157 241V242H156ZM185 241V242H184ZM260 241V242H259ZM18 242V243H19ZM20 242V243H21ZM28 242V243H27ZM55 243H57L55 240H54ZM159 242V244H158ZM187 242V243H186ZM22 243V244H23ZM30 243V244H29ZM34 243H37V241H35ZM188 243H192L191 245L188 244ZM261 243V244H260ZM29 244V245H28ZM88 246H83L84 248L83 249H78V248H81V246H77L75 251L73 250L72 253L69 252V254L71 253V255L73 254V258L72 256H70L71 258H69L68 256V253H60V256H58V263L59 264H62L60 258H64V264H65V261L67 259V263L68 264H71L72 262H75V263H72V264H76L77 260L76 258H78V261L83 264V263H89L91 260V257L89 255H91V248L89 246V243H87ZM212 250H213V254L214 253H217L219 251H215V248L219 247L220 248H223V246L225 245L224 242L223 244L220 243V242H216V241H212ZM219 244V245H218ZM222 244V245H221ZM245 244V246L243 245ZM86 245V244H84ZM91 245V244H90ZM218 245V246H217ZM247 245V246H246ZM31 246V247H30ZM186 246V245H185ZM214 246V247H213ZM216 246V247H215ZM222 246V247H221ZM86 247V248H85ZM90 248L88 250V248ZM92 247V245H91ZM154 247V248H153ZM93 248V247H92ZM243 248V249H242ZM164 249H167L166 251ZM216 248V250H218ZM254 249V250H253ZM88 250V251H87ZM157 250V251H156ZM161 250V251H160ZM239 250V251H238ZM37 251V250H36ZM40 251V249H39ZM78 251V252H77ZM86 251V252H85ZM90 251V252H89ZM156 251V252H155ZM215 251V252H214ZM224 251V250H223ZM222 251V253H223ZM243 251V254L241 253ZM42 251H40L41 253ZM78 254H77V253ZM80 252V253H79ZM91 253V254H88V253ZM236 252V251H235ZM34 253V252H32ZM36 255L40 254L37 252H35ZM75 253V254H74ZM164 253V254H163ZM220 253V254H222ZM240 253V254H238ZM212 253L209 254L208 252H205L204 254H202V263L206 262L205 264H219V261L221 262V256H217V255H213ZM228 254V253H227ZM255 254V255H253ZM64 255V256H63ZM75 255H76V258H75ZM82 255V257H81ZM88 255V257H90V261L86 262L88 260V258H86ZM113 254L112 257H105L104 260L100 259L101 263L99 261H96L95 263L94 262H90L89 264H123L122 263V260L118 257L119 255L117 254ZM208 255H211V256H208ZM226 255V254H225ZM224 255V256H225ZM257 255V256H256ZM67 256V257H66ZM158 256V258H157ZM241 256H244L242 258H240ZM248 256V257H247ZM260 256V257H259ZM60 257V258H59ZM83 260L84 258V261H82L80 258ZM115 257V258H114ZM208 257V258H207ZM212 257V258H211ZM217 257V258H216ZM226 257V256H225ZM253 259L254 257L257 259H253V263L251 262V258ZM57 258V257H56ZM66 258V259H65ZM119 258V259H118ZM215 258L217 260H215ZM219 258V259H218ZM223 258V257H222ZM240 258V259H239ZM82 261H80V260ZM106 259V260H105ZM108 259V260H107ZM118 259V260H117ZM204 259V260H203ZM212 259V260H211ZM237 259H239L238 262ZM71 260V261H70ZM111 260V261H110ZM114 263H113V261ZM200 260V261H201ZM210 260V261H209ZM219 260V261H218ZM245 260V261H243ZM263 260V261H262ZM50 261V260H49ZM49 261H47L46 264H49ZM108 261V263L105 262ZM209 261V262H207ZM249 261V263H248ZM52 262V260L50 261ZM148 261H142V263L140 262L139 264H148L147 263ZM251 262V263H250ZM257 262V263H256ZM260 262V263H259ZM66 263V264H67ZM79 263V264H80ZM134 264L135 262H133L131 260V262H128V264ZM190 264V261L188 262ZM193 263V261H192ZM51 264V263H50ZM78 264V262H77ZM136 264V263H135ZM149 264H152L151 262H149ZM154 264V263H153ZM220 264H223V263H220Z\"/></svg>",
	"mask_w": 264,
	"mask_h": 264
},
{
	"label": "bare ground",
	"instance_id": "6f19581e",
	"mask_svg": "<svg viewBox=\"0 0 264 264\" xmlns=\"http://www.w3.org/2000/svg\"><path fill=\"white\" fill-rule=\"evenodd\" d=\"M20 1V0H19ZM22 1V0H21ZM20 1V2H21ZM35 1H37L38 3H40L41 1V3L43 4V2L45 1H43V0H35ZM48 1V0H47ZM63 1V3H65V1L64 0H62ZM80 1V0H79ZM96 2H95V4H94V0H91V2H90V0H89V2L86 4V1H85V6L87 7V9L88 10H84L83 9V12L85 11H87L85 14L82 12V15L80 14V16L79 17H77V18H75L76 20H74L75 21V25L76 26H81L82 25V28L84 29V28H86L87 26H85V25H88L89 26V24H88V22L90 21V19H92L93 18V20L95 21V20H98L97 22L99 23H95L94 25H95V27H94V25H93V28L91 27V29H92V31L94 32L95 31V33L97 34V41L95 40V38H94V33H93V35H91L94 39L92 40V41H94L95 40V42L96 43H94V44H96L97 46L98 45H100V46H98L100 49H102L103 51V53H104V51H105V48L104 47H106V45H107V48H108V44L109 43H111L112 44V42H116L114 39H117V40H120L119 38H117V36L120 34V32H119V34H115L116 36H114L113 38L112 37H110L112 40H114V41H112V42H110L111 40L109 39V37H106L105 36V33L103 34L102 32H101V30L103 29V28H106L105 26L104 27H102L101 25H103L101 22H103L104 20H107V18L106 17H108V19H109V17L110 18H115V17H118L119 16V18H117V20H119V19H122V17L124 18V17H127L128 19H129V22L127 21V18L125 19V23L127 24V26H125V23H123L124 21H120V22H122V24L125 26L124 27V30H126L125 28H127L129 25H128V23L130 24V28H131V26H132V28L130 29L129 27L127 28V31H128V34L127 35H129L130 37H131V41H133V43H134V41L135 40H137L136 42L138 43V41L140 42H142L143 41V43H140V45H138V47H140L141 45H143L142 46V48L144 49L145 47H144V43H146L147 44V42L148 41H150V40H152L153 41V43H155L154 45L156 46V50H157V48L159 47V44L158 45H156L158 42L160 43V42H164V43H166V48H165V46L163 47V45H162V47H163V49H165V51L163 50L162 51V47L160 48L159 47V49L157 50V51H161V52H158L157 54L158 55H160V57L162 56V55H165L166 57H167V59L168 58H174L175 59V57L179 54V52H181V50L180 49H182L181 48V46L178 44V42H180V41H178L179 39H183V38H179V37H181L182 35V37H186V35H187V37L190 35L191 36V39H193V41L194 42H196V40L195 39H199V37H200V41L202 42L203 40H201V36H205L206 37V39H209V40H215V39H217V41H218V38H223L224 39V44H227L226 46L227 47H230L229 49H240V48H236V47H239V45H237L238 44V38H236V34H237V28H238V23H240V22H238L239 20H235L234 19V16H232V14L230 15V11H228V10H226V8L227 7H225L224 8V10H222L221 9V13H220V8L217 10L220 14H218V12H217V14L219 15V16H216L212 11H209L210 13H207L206 15H203V13H202V15H198V17H196V14H197V11L198 10H195L194 12H193V9H191L190 11L191 12H189V11H187L185 14H183L184 15V17L183 16H181L182 14H179V13H175L174 12V9L173 10H171L172 11V14L173 13H175L177 16L176 17H174L172 14H171V12H169V7L171 8V5H175V4H171L170 5V3L169 2H171V0L169 1V0H147V1H150L151 3H150V6L149 7H147V5H149V4H145V6H144V4H142V0H120V2L122 1V3H118L117 5H113V4H109V6H107V10H100V11H97L98 10V8H97V5H96V3L98 4L99 2H98V0H95ZM101 1V4H103L102 6H105L104 4L105 3H102V2H106V0H100ZM141 1V2H140ZM189 1V0H188ZM198 1V0H197ZM200 1V0H199ZM198 1V3L200 4V2ZM205 1H208V0H205ZM210 1V0H209ZM23 3H27V1H22ZM50 2H51V4L54 6H58V3L60 4V5H63V3L61 4L60 2H61V0H50ZM50 2H48V3H50ZM66 2H68V1H66ZM93 2V3H92ZM108 2H109V0H108ZM111 3H112V1H110ZM109 2V3H110ZM114 2H116V1H114ZM143 2H145V0L143 1ZM167 2H168V4L170 5H168L167 4ZM172 2H174V1H172ZM177 2H180L181 4L183 3V2H181V0H177ZM185 2H187V0L185 1ZM193 2V0L192 1H190V3L193 5V8H198V7H194L195 5L192 3ZM194 2H196V1H194ZM202 2V1H201ZM203 2H204V0H203ZM211 2H213L212 0L209 2V3H211ZM29 3V2H28ZM40 3V4H41ZM45 3H47L46 1H45ZM94 4V7H93V5L92 4ZM141 3V4H140ZM146 3V2H145ZM148 3V2H147ZM188 3V2H187ZM222 3V2H221ZM220 3V4H221ZM226 3V2H225ZM224 3V4H225ZM91 6H90V5ZM151 4H153V6H151ZM195 4H197V3H195ZM44 5V4H43ZM83 5V4H82ZM96 5V6H95ZM113 5V6H112ZM141 5H143L144 7H142ZM169 7H168V6ZM177 5V7H178V3L176 4ZM176 5H175V8H176ZM183 5H184V3H183ZM187 5H189V3L187 4ZM186 5V6H187ZM198 5V4H197ZM201 5V4H200ZM204 5H207V4H205V2H204ZM211 5H212V3H211ZM228 5V4H227ZM27 6H29L28 4H27ZM46 6V5H45ZM79 6V5H78ZM78 6H76V7H78ZM84 6V5H83ZM82 6V7H83ZM90 6V7H89ZM101 6V5H100ZM173 6H172V8H173ZM179 6H180V4H179ZM224 6H226V4L224 5ZM39 7V6H38ZM42 7V6H41ZM40 7V8H41ZM49 7H51L50 6V4H49ZM92 7V8H91ZM106 7V6H105ZM181 7H183V6H181ZM188 7V6H187ZM190 7V6H189ZM189 7H188V9H189ZM201 8H202V6H200ZM214 7V6H213ZM46 9L44 6L42 7V9ZM55 8V7H54ZM95 8H97V10H95ZM185 8V7H184ZM215 8V7H214ZM229 8H231V7H229ZM229 8H227V9H229ZM232 8H233V6H232ZM49 9V8H48ZM47 9V10H48ZM60 9V8H59ZM75 9V8H74ZM78 9H80V7H78L77 8V10H76V12L78 11ZM100 9V8H99ZM212 9V8H211ZM50 10H52V8L50 9ZM178 10V9H177ZM184 10V9H183ZM215 10V9H214ZM230 10V9H229ZM43 11H46V10H43ZM67 11V10H66ZM81 11H82V9H80L79 10V12L81 13ZM179 11V10H178ZM201 11V10H200ZM180 12V11H179ZM183 13H184V11H182ZM192 12H193V14H192ZM199 12V11H198ZM207 11H205V13H206ZM215 12V11H214ZM191 14V16H193L192 17V19H190L189 21H188V19H187V21L185 20L186 18H185V16H186V14H187V18H189V17H191V16H189L188 17V14ZM194 13H196L195 15H194ZM77 14V13H76ZM178 14H179V17H178ZM189 14V15H190ZM68 15H69V17L70 16H75V14L73 13V11L72 12H70V13H68ZM107 15V16H106ZM120 16H122L121 18H120ZM182 17H183V19L185 20V23H184V21H183V19H182ZM96 18H98V19H96ZM124 19H122V20H124ZM117 20H114V22L115 23H119V22H117ZM133 20H136L137 21V23H132L131 21H133ZM109 21V20H108ZM107 21V24H109L110 23V26H108L105 22V24H106V26L109 28H112V25L113 24H111V22L109 21L108 22ZM242 21V20H241ZM96 22V21H95ZM90 23V22H89ZM101 23V24H100ZM112 23H113V20H112ZM131 23L133 24V25H131ZM73 24V25H74ZM93 24V23H92ZM242 24V23H241ZM123 25H121V27L123 26ZM85 26V27H84ZM101 27H102V29H101ZM117 27H119L120 28V26H117ZM72 28H74V27H72ZM81 29V28H80ZM79 29V30H80ZM88 29H90L89 27H88ZM90 29V30H91ZM94 29V30H93ZM101 29V30H100ZM104 30V29H103ZM120 30H121V28H120ZM89 31V30H88ZM91 31V32H92ZM108 32H111L110 30H107ZM122 31H123V28H122ZM86 32V31H85ZM104 32V31H103ZM122 33V32H121ZM126 32H124L123 34H125ZM240 33V32H239ZM238 33V34H239ZM82 34V33H81ZM84 34V33H83ZM92 34V33H91ZM189 34V35H188ZM237 34V35H238ZM90 35V34H89ZM107 35V34H106ZM113 36L114 34H111L110 33V36ZM70 36V35H69ZM80 35H78V37H79ZM88 35H86V37H87ZM71 37V36H70ZM77 37V38H78ZM84 37V39H85V36H83ZM89 37V36H88ZM91 37V38H92ZM116 37V38H115ZM119 37V36H118ZM204 37V38H205ZM45 38V37H44ZM68 38V37H67ZM66 38V39H67ZM91 38H90V40H91ZM133 38V39H132ZM79 39H80V37H79ZM123 39V38H122ZM128 39H130V38H128ZM185 39V38H184ZM183 39V40H184ZM189 39V38H188ZM68 40V39H67ZM71 40V39H70ZM73 40V39H72ZM75 40V39H74ZM73 40V41H74ZM148 40V41H147ZM87 41V40H86ZM147 41V42H146ZM189 41H190V39H189ZM223 41V40H222ZM88 42H89V40H88ZM98 42V43H97ZM120 42V41H119ZM121 42L123 43V41L121 40ZM120 42V43H121ZM135 42V43H136ZM184 42V41H183ZM186 42V41H185ZM192 42V41H191ZM194 42H192V44H193V46H194V44H195V46H196V43H194ZM198 42V41H197ZM206 42V41H205ZM214 42H216V41H214ZM213 42V43H214ZM83 43V42H82ZM84 43L86 44V42L84 41ZM112 44L111 46H115L116 44ZM121 43V44H122ZM153 43H151V44H153ZM187 43H188V41H187ZM190 43V42H189ZM207 43V42H206ZM210 43H212V42H210ZM210 43H207V44H209V45H207L206 44V47H205V45L203 46V48H204V50H201L199 53L201 54V52L203 53V56H202V54L201 55H199V56H202L203 57V59H204V55L205 56H207V55H209V56H207V57H210V55H211V59L213 58V60H212V62H214L216 65L218 64H220V61H224L223 60V57H220V56H222L221 55V53H222V51L221 50H219V52H221V53H219V52H216L217 50H215V49H217L216 47H218V46H216V47H213L214 45H217V44H219V42L217 43V44H211L210 45ZM220 43H222V42H220ZM85 44H83V45H85ZM145 44V45H146ZM148 44L150 45V48H151V44H150V42H148ZM147 44V45H148ZM181 44V43H180ZM224 44H221L220 45V47L222 46V45H224ZM101 45H103V47L101 46ZM148 45V46H149ZM154 45H153V47H154ZM178 45H179V47H178ZM185 45V44H184ZM201 45V44H200ZM229 45V46H228ZM91 47L92 46V44L90 45V44H88V47ZM126 46V45H125ZM187 46V45H186ZM186 46L184 47V48H186ZM94 47V46H93ZM92 47V48H93ZM102 47V48H101ZM117 47H119V46H117ZM191 47H192V45H191ZM219 47V48H220ZM223 47V46H222ZM221 47V48H222ZM224 47H225V45H224ZM231 47H233V48H231ZM94 48H96V46L94 47ZM106 48V49H107ZM148 48V47H147ZM147 48H145V49H147ZM194 48V47H193ZM220 48V49H221ZM247 48V47H246ZM251 48V47H250ZM79 49V48H78ZM88 49V48H87ZM132 49V48H131ZM141 48H139V50L137 51L136 50V47H135V50L138 52L137 54H141V55H144V54H142V53H144V52H148V51H146L145 49V51L144 52H142L141 50H140ZM149 49V48H148ZM202 49V48H201ZM228 49V48H227ZM77 50V49H76ZM88 50H90V52H91V48L90 49H88ZM93 50V49H92ZM97 51H98V49H96ZM152 50V49H151ZM151 50H150V52H151ZM156 50H155V52H156ZM182 50H184L185 51V49H182ZM188 50V49H187ZM208 50H210V51H208ZM78 51H80V50H78ZM87 51V50H86ZM130 51V50H129ZM136 51L134 52L133 51V53H131V54H133V55H135L134 53H136ZM139 51H141V53L139 52ZM203 51H205V53L203 52ZM207 51L209 52V54L207 53ZM212 51V52H211ZM249 51H251V50H248V55L245 57L244 56V59L243 60H241L240 58V61H239V63L237 64V66H236V71H235V66H234V70L232 71V70H228L227 69V65H226V63H225V65L227 66L226 68H225V66H224V63H222L221 62V64L220 65H222V69L220 68V70L221 71H223V72H225L226 74L225 75H223V76H226V77H228V83H226V84H229V86H227V87H229V89H230V92L228 93V91L227 90H224V91H227V92H225L226 94L228 93V95H225V96H221L220 97V100H219V104L217 105V106H215V104L214 105H212L211 107H212V109H213V106H215L214 108V112H213V114L210 112V111H212V110H210V111H208L209 113H211V114H209V115H212L211 116V118L213 119V121H215V126H221L220 128L221 129H223V128H229V127H231L232 128V133L231 134H233L232 136L230 135V138L232 137L233 139V141H235L236 139H237V141H235L236 143H233V144H235L234 146H231V147H225L226 148V152L228 153V154H225L226 156H225V158H222L220 161H219V159L221 158V156L220 157H217L218 158V162L217 161H215V163H217L216 165L217 166H221V165H223V167H224V164H221V163H225V161H228L229 159L230 160H234V159H240V157H241V154L243 153V157L242 158H244L245 159V155H244V152H247V151H249V153L250 152H252L251 150H256L258 147L260 148V146H263L262 144H263V142L262 141H264V122H262V120H264V119H262L261 118V116H263V114H264V54H258V53H256L257 51H255V53H250ZM99 52V51H98ZM114 53V51L113 50H111V51H108L107 52V55H105V57L106 56H108V59L110 60H108L109 62H107V66H106V64H105V66L108 68V66L109 65H112V67H113V65L115 64V65H117V66H115L116 67V69H119V78L116 76V74H113V75H115L119 80V85H123V86H125V88H126V86L127 85H124V84H126L129 80H131V79H134V80H139L138 78H141V79H143L144 78V76H145V78H147V74H146V72L148 73L149 71H147L146 69H145V71L142 69V67L140 68L139 66H136V67H138V69L139 70H137L136 68H135V70H134V68H133V70L134 71H129V67H130V65L131 64H129V66H128V63L130 62V59H129V57H130V55L131 54H129V52H126L129 56H128V62L126 61V64L127 65H124L125 63V61H122V59L121 58H123V57H125L126 58V54H122L121 53V55L123 56V57H119L118 56V54H116V53ZM116 52V51H115ZM132 52V51H131ZM210 52H211V54H210ZM246 52V51H245ZM87 53V52H86ZM124 53V52H123ZM207 53V54H206ZM213 53V54H212ZM247 53V52H246ZM263 53H264V51H263ZM88 54V53H87ZM109 54H110V56H109ZM116 54V55H115ZM146 54V53H145ZM148 54V53H147ZM146 54V55H147ZM151 54V53H150ZM155 54V53H154ZM180 54H182V52L180 53ZM184 54V53H183ZM245 54V53H244ZM119 55H120V52H119ZM140 55V56H141ZM152 56H153V54H151ZM187 55V54H186ZM193 55H194V52H193ZM80 56V55H79ZM89 56H91V55H89ZM101 56V55H100ZM112 56V57H111ZM116 56H118V57H116ZM145 56V55H144ZM180 56V58H181V56L182 55H178V57ZM92 57V56H91ZM91 57H89V58H91ZM94 57V56H93ZM111 59H110V58ZM147 57V56H146ZM188 57V56H187ZM201 57V58H202ZM207 57H206V60H208L207 59ZM232 57V56H231ZM237 57H239V56H237ZM77 58V57H76ZM85 58V57H84ZM117 58H120L119 59V61H118V59ZM124 58V59H125ZM130 58H132V55H131V57ZM156 58V57H155ZM158 58V57H157ZM190 58V57H189ZM195 58V57H194ZM200 58V59H201ZM221 58H222V60H221ZM228 58V57H227ZM235 58V57H234ZM78 59V58H77ZM80 59V58H79ZM100 59V58H99ZM127 59V58H126ZM141 59V58H140ZM198 59V57L196 58V60ZM211 59H210V61H211ZM231 59V58H230ZM91 60V59H90ZM104 60V62H105V59H102L101 61H103ZM121 60V61H120ZM176 60V59H175ZM175 60H173L174 61V63H176L175 62ZM190 60H192V59H189V61H188V63H190L191 61ZM205 60V61H206ZM80 61V60H79ZM142 61V60H141ZM169 61V60H168ZM172 61V60H171ZM177 61V60H176ZM179 61V60H178ZM185 61V60H184ZM193 61H195V60H192V62ZM209 61V60H208ZM191 62V63H192ZM196 62V61H195ZM194 62V63H195ZM198 62H200V61H198ZM121 63H123V64H121ZM131 63H132V61H131ZM137 65L139 64L140 65V63H137V62H135ZM159 63V62H158ZM173 62L171 63L172 65L174 64ZM179 63V62H178ZM187 63V64H188ZM228 63V62H227ZM103 64V63H102ZM165 63L163 62V66L161 65V67L160 66H158L157 65V70H159L158 72H157V70L156 71H154V73H152L151 72V70L154 68H152L151 70H150V77H159V76H157V73H159V75H162V77L164 76L166 79L165 80H163L164 81V83H162V87L161 86H159L161 89L160 90H163L162 88H164L165 86H167L170 82H171V78L167 75V73L168 72H166V70H167V66L166 65H164ZM197 64V63H196ZM73 65V64H72ZM143 64H141V66H142ZM186 65V64H185ZM199 65V64H198ZM236 65V64H235ZM100 66V65H99ZM104 66V67H105ZM126 66H128V67H126ZM146 66V65H145ZM197 66V65H196ZM101 67V66H100ZM99 67V68H100ZM105 67V68H106ZM218 67V66H217ZM103 68V67H102ZM164 68H166V70L164 69ZM173 68V67H172ZM182 68V67H181ZM214 68V67H213ZM218 68V69H219ZM78 69V68H77ZM81 69V68H80ZM80 69H79V72H80ZM97 69V68H96ZM96 69H94V70H96ZM109 69V68H108ZM107 69V70H108ZM111 69V68H110ZM178 69H180V68H178ZM191 69V68H190ZM232 69V68H231ZM82 70V69H81ZM98 70V69H97ZM97 70H96V72H97ZM114 70V69H113ZM172 70H174V69H172ZM189 70V69H188ZM83 71V70H82ZM81 71V72H82ZM86 71V70H85ZM100 71H101V69H100ZM100 71H99V74H100ZM106 71V70H105ZM110 70H108V72H109ZM201 71V70H200ZM204 71V70H203ZM214 71V70H213ZM80 72V73H81ZM157 72V73H156ZM166 72V73H165ZM174 72V71H173ZM178 72V71H177ZM102 73V72H101ZM114 73H116L115 71H114ZM162 73V74H161ZM166 75H165V74ZM76 74V73H75ZM110 74V73H109ZM164 74V75H163ZM169 74V73H168ZM70 75V74H69ZM77 75V77H79L78 76V74H76ZM81 75H82V73H81ZM84 75V74H83ZM155 75V76H154ZM174 75V74H173ZM177 75V74H176ZM103 76V75H102ZM167 76V77H166ZM175 76V75H174ZM76 77V76H75ZM108 77V76H107ZM106 77V78H107ZM178 77V76H177ZM48 78V77H47ZM99 78V77H98ZM103 78V77H102ZM109 78V77H108ZM183 78V77H182ZM49 79H51V78H49ZM76 79H78V78H76ZM152 80H153V78H151ZM196 79V78H195ZM34 80V79H33ZM47 80V79H46ZM74 80V79H73ZM91 80V79H90ZM95 80V79H94ZM108 80V79H107ZM116 80V79H115ZM134 80H131L130 82H132V81H134ZM136 80V82L138 83V81ZM144 80V79H143ZM142 80V82H144V84H145V81L146 80H144L143 81ZM174 80H176V82L179 80V77H178V79H175V77L173 78V82H174ZM82 81V80H81ZM80 81V82H81ZM85 81V80H84ZM103 81V80H102ZM109 81H111V80H109ZM117 81V80H116ZM45 82V81H44ZM88 82V81H87ZM86 82V83H87ZM113 82V81H112ZM195 82V81H194ZM194 82H192V83H194ZM92 83V82H91ZM99 83H100V81H99ZM147 83V82H146ZM151 84L150 85H152V82H150ZM154 83V82H153ZM157 83V82H156ZM161 83V82H160ZM175 83V82H174ZM77 84H78V82H77ZM94 84V82L92 83V85ZM117 84H118V82H117ZM134 84V83H133ZM148 84V83H147ZM178 84H180V83H178L177 82V85ZM214 84V83H213ZM217 84V83H216ZM52 85V84H51ZM97 85V84H96ZM131 85V84H130ZM141 85V84H140ZM163 85H165L164 87H163ZM59 86V85H58ZM65 86V85H64ZM89 86H91V84L89 85ZM110 86V85H109ZM122 86V87H123ZM145 86V88H146V86H148V85H144ZM157 85H155V87H156ZM169 86V85H168ZM168 86H167V88H168ZM170 86H171V84H170ZM186 86V85H185ZM75 87H77V86H75ZM83 89H84V87L83 86H81ZM105 86H103V88H104ZM121 87V88H122ZM127 87H130V86H127ZM132 87V86H131ZM143 87V86H142ZM149 87V86H148ZM147 87V88H148ZM151 87V86H150ZM149 87V88H150ZM153 87H154V84H153ZM154 87V89H156L157 90V88H158V86L155 88ZM172 87V86H171ZM44 88V87H43ZM61 88H63V85H62V87ZM115 88V87H114ZM119 88V86L116 88V89H118ZM120 88V89H121ZM134 88V87H133ZM132 88V90L131 91H133V94H136L139 90V86H137V88L135 89V93H134V89ZM166 87H165V89H167ZM199 88V87H198ZM197 88V89H198ZM204 88V87H203ZM212 88V87H211ZM60 89V88H59ZM78 89H79V87H78ZM78 89H77V91H78ZM98 89V88H97ZM106 89V88H105ZM104 89V90H105ZM115 89V90H116ZM130 89V88H129ZM151 89V90H150ZM150 89H148L149 90V92L151 91L152 92V87L150 88ZM153 89V90H154ZM169 89V88H168ZM187 89V88H186ZM223 89V88H222ZM225 89H227V88H225ZM34 90V89H33ZM62 90V89H61ZM64 90V89H63ZM76 90V89H75ZM79 90H81V89H79ZM86 90V89H85ZM96 90V89H95ZM95 90H94V92H95ZM114 90V91H115ZM119 90V89H118ZM123 90V89H122ZM126 89H124V91H125ZM128 90V89H127ZM138 90V91H137ZM172 90H174V88L172 89ZM199 90V89H198ZM211 90V89H210ZM9 91V90H8ZM22 91V90H21ZM64 91H66V88H65V90ZM73 91V90H72ZM77 91H75V92H77ZM98 91V90H97ZM110 91V90H109ZM169 91H171V90H169ZM177 91V90H176ZM218 91V90H217ZM222 91V90H221ZM48 92V91H47ZM58 92H59V90H58ZM82 92V91H81ZM80 92V93H81ZM107 93L106 91H103V93ZM112 92H113V90H112ZM127 91H125V93H126ZM154 92V91H153ZM11 93V92H10ZM13 93V92H12ZM27 93V92H26ZM61 93V92H60ZM78 93H79V91H78ZM91 93V92H90ZM100 93V92H99ZM117 93V92H116ZM139 93V92H138ZM218 93H220V91L218 92ZM224 93V94H225ZM64 94V93H63ZM94 95H95V93H93ZM98 94V93H97ZM96 94V95H97ZM108 94V93H107ZM117 94H119V92L117 93ZM124 94V93H123ZM162 94V93H161ZM177 94V93H176ZM211 94H212V92H211ZM216 95V93L214 92L213 94H212V96L213 95ZM223 94V93H222ZM9 95V94H8ZM22 95H23V93H22ZM29 95V94H28ZM75 95V94H74ZM78 95V94H77ZM81 95V94H80ZM103 95H105V94H103ZM102 94H101V96H103ZM125 95V94H124ZM151 95V94H150ZM215 95H214V97H215ZM219 95H221V94H218V95H216V96H219ZM19 96V95H18ZM55 96H57V95H55ZM79 96V95H78ZM98 96H100V95H98ZM120 96V95H119ZM126 96V95H125ZM125 96H120V97H125ZM128 96H129V92H128ZM131 97H132V93H131V95H130ZM139 96H140V94H139ZM164 96V95H163ZM193 96V95H192ZM205 96V95H204ZM211 96V97H212ZM9 97V96H8ZM38 97V96H37ZM58 97V100H57V102L59 101V100H62V99H60V97L59 96H57ZM77 97V96H76ZM80 97V96H79ZM86 97H88V96H86ZM94 97H96V96H94ZM118 97V96H117ZM116 96H115V98H114V100H116V98H117ZM141 97V96H140ZM145 97H147V96H144V98ZM29 98V97H28ZM73 98V97H72ZM78 98V97H77ZM77 98L75 99V100H77ZM82 98V97H81ZM81 98H80V100H81ZM90 98H92V97H90ZM97 98V97H96ZM102 98V97H101ZM106 98H108L107 96H106ZM106 98H104V99H106ZM163 98V97H162ZM213 98V97H212ZM216 98H218V97H216ZM12 99V98H11ZM79 99V98H78ZM100 99V98H99ZM103 99V100H104ZM111 99V98H110ZM118 99H119V97H118ZM127 99H129V98H127ZM133 99V98H132ZM143 99V97H141V100ZM92 100V99H91ZM113 100V101H114ZM131 100V99H130ZM134 100V99H133ZM179 100V99H178ZM216 100V99H215ZM11 101V100H10ZM49 101V100H48ZM54 101H55V97H54ZM63 102H64V100H62ZM79 100H77V102H78ZM100 101H102V100H100ZM109 101H111V102H109V103H112V100H109ZM124 100H122L121 102H123ZM132 101V100H131ZM143 101V100H142ZM155 101V100H154ZM173 101V100H172ZM190 101V100H189ZM218 101V100H217ZM8 102V101H7ZM47 102V101H46ZM56 102V101H55ZM60 102V101H59ZM58 102V103H59ZM66 102V101H65ZM77 102H75V103H77ZM92 102V101H91ZM105 102H107V100L105 101ZM104 102V103H105ZM118 103L119 105L120 104H122V103ZM125 102V101H124ZM128 102V101H127ZM126 102V103H127ZM134 102V101H133ZM150 102H151V100H150ZM164 102V101H163ZM48 103V102H47ZM79 103V102H78ZM88 103H89V100H88ZM100 103H102V102H100ZM115 103V102H114ZM129 103H131V102H129ZM155 103V102H154ZM199 103V102H198ZM6 104V103H5ZM15 104V103H14ZM90 105H92V103H89ZM97 104H99L98 102H97ZM138 104V103H137ZM151 104V103H150ZM150 104H149V106H150ZM184 104V103H183ZM183 104H182V106H183ZM213 104V103H212ZM50 105V104H49ZM60 105H63V106H65V104L63 103V104H60ZM67 105H68V103H67ZM66 105V107H68ZM77 105V104H76ZM87 105V104H86ZM109 104H107L106 106H108ZM131 105V104H130ZM155 107H157L155 104H153ZM159 105V104H158ZM192 105V104H191ZM207 105H210V104H207ZM7 106V105H6ZM12 106V105H11ZM19 106V105H18ZM58 106V105H57ZM116 106V105H115ZM122 106H123V104H122ZM138 106V105H137ZM145 106V105H144ZM148 106V105H147ZM146 106V107H147ZM149 106H148V108H149ZM177 106V105H176ZM180 106V105H179ZM186 107L188 106V105H185ZM190 106V105H189ZM188 106V107H189ZM200 106V105H199ZM199 106H198V108H199ZM16 107V106H15ZM30 107V106H29ZM60 107V106H59ZM62 107V106H61ZM76 107V106H75ZM90 107V106H89ZM99 107V106H98ZM101 107V106H100ZM109 107V106H108ZM112 107V106H111ZM114 107V106H113ZM120 107H121V105H120ZM124 107H125V105H124ZM127 107V106H126ZM134 107H135V104H134ZM133 107V108H134ZM139 107H140V105H139ZM151 107H153V106H151ZM185 107V108H186ZM188 107H187V109H188ZM192 107V106H191ZM190 107V108H191ZM12 108V107H11ZM73 108V107H72ZM85 108V107H84ZM95 108V107H94ZM96 108H97V106H96ZM103 108V107H102ZM110 108V107H109ZM115 109L117 108V107H114ZM133 108H130L131 110H129V109H127V111L129 110V112L130 111H132L133 110ZM144 108V107H143ZM154 108V107H153ZM152 108V109H153ZM172 108V107H171ZM201 108V107H200ZM7 109V108H6ZM31 109V108H30ZM47 109V108H46ZM67 109V108H66ZM70 109V108H69ZM98 109V108H97ZM97 109H95L96 111H97ZM105 108H103V110H104ZM134 109H137V108H134ZM166 109V108H165ZM179 109V108H178ZM4 110V109H3ZM62 110H65L64 108H62ZM72 110V109H71ZM102 110V109H101ZM108 110V109H107ZM158 110V109H157ZM174 111H178V110H175V109H173ZM173 110L172 111H170L169 113H172L173 112ZM184 110V109H183ZM191 110V109H190ZM9 111V110H8ZM89 110H87V112H88ZM93 111V110H92ZM114 111V110H113ZM123 111V110H122ZM134 111V110H133ZM138 111V110H137ZM147 111V110H146ZM179 111H181L180 109H179ZM200 111V110H199ZM76 112H77V110H76ZM90 112H91V109H90ZM101 112H103V111H101ZM104 112H105V110H104ZM117 112H118V110H117ZM125 112V111H124ZM134 112H136V111H134ZM149 112V111H148ZM151 112V111H150ZM157 112H159V111H157ZM190 112H192L193 113V110L192 111H190ZM205 112V111H204ZM203 112V113H204ZM4 112H2V114H3ZM30 113V112H29ZM81 112H79V115L81 116V114H80ZM93 113H94V111H93ZM106 113V112H105ZM109 113H110V111H109ZM109 113L107 112V115L109 116ZM120 113V112H119ZM139 113V112H138ZM178 113V112H177ZM200 113V112H199ZM198 113V114H199ZM6 114V113H5ZM8 114H10V112L8 113ZM90 114V113H89ZM111 114H112V112H111ZM141 114H143V113H141ZM147 114V113H146ZM146 114H143V115H146ZM153 114V113H152ZM174 114V113H173ZM191 114V113H190ZM197 114V115H198ZM84 116H86L85 114H83ZM94 115V114H93ZM125 115H127V114H125ZM131 115V114H130ZM135 115V114H134ZM155 115V114H154ZM162 115H164L163 113H162ZM161 114H160V116H162ZM172 115V114H171ZM170 115V116H171ZM195 115V114H194ZM194 115H193V117H194ZM200 115H201V113H200ZM6 116V115H5ZM35 116V115H34ZM91 115H89V117H90ZM107 116V117H108ZM115 116V115H114ZM149 116V115H148ZM152 116V115H151ZM155 116H157V114L155 115ZM188 116V115H187ZM190 116V115H189ZM192 116V115H191ZM205 116V115H204ZM208 116V115H207ZM9 117V116H8ZM88 117V116H87ZM96 117H100L99 119H101V114H100V116H98V113H97V116ZM103 117H104V115H103ZM107 117H105L106 119H107ZM116 117V116H115ZM117 117H118V115H117ZM132 117V116H131ZM139 117V116H138ZM145 117V116H144ZM153 118H155L154 116H152ZM168 117H169V115H168ZM167 117V118H168ZM182 117V116H181ZM181 117H179V118H181ZM186 117V116H185ZM192 117V118H193ZM202 117V116H201ZM12 118V117H11ZM55 118V117H54ZM77 118V117H76ZM81 118V117H80ZM86 118V117H85ZM85 118H83V119H85ZM109 118V117H108ZM120 118V117H119ZM146 118V117H145ZM150 117H148V119H149ZM166 118V117H165ZM184 118V117H183ZM182 118V119H183ZM190 117H188V118H185V121L187 120V119H189ZM263 118H264V116H263ZM73 119V118H72ZM82 119V118H81ZM81 119H80V121H81ZM89 119V118H88ZM121 119V118H120ZM119 119V120H120ZM130 119V118H129ZM129 119H127L126 118V120H129ZM148 119H146L147 121H148ZM152 119V118H151ZM151 119H149L150 121H151ZM162 117H161V121H162ZM169 119L170 118H168V122H169ZM178 119V118H177ZM194 119V118H193ZM203 119H204V117H203ZM3 120V119H2ZM1 120V121H2ZM5 120V119H4ZM18 120V119H17ZM31 120V119H30ZM85 120H87V119H85ZM97 120V119H96ZM109 120V119H108ZM110 120H111V118H110ZM118 120V121H119ZM132 120V119H131ZM130 120V121H131ZM179 120H181V119H179ZM198 120V119H197ZM7 121V120H6ZM6 121H2V123H3V126L5 125V123H9L8 125H10V123H11V125L13 124V122H9V120H8V122H6ZM10 121H11V119H10ZM13 121H14V119H13ZM25 121V120H24ZM104 121H105V119H104ZM113 121V119L111 120V122ZM129 121V122H130ZM133 121H134V118H133ZM135 121H137V123H139L141 120H139V122H138V120H135ZM134 121V122H135ZM154 121V120H153ZM153 121H152V123H153ZM157 121V120H156ZM160 121V120H159ZM167 121V120H166ZM189 121H191V120H189ZM212 121V120H211ZM212 121V122H213ZM5 122V123H4ZM15 122V121H14ZM21 122V121H20ZM31 122V121H30ZM36 122V121H35ZM39 122V121H38ZM68 122V121H67ZM93 122H94V120H93ZM101 122V121H100ZM103 122V121H102ZM111 122H110V124H111ZM122 122H123V120H122ZM121 122V123H122ZM128 122V121H127ZM126 122V123H127ZM134 122H132L131 121V123H132V126L133 127H135L134 125H133V123ZM155 122V121H154ZM178 122V121H177ZM177 122H175L177 125H179ZM181 122V124H183L184 123V121L182 120V121H180ZM183 122V123H182ZM206 122V121H205ZM16 123V122H15ZM27 123V122H26ZM89 123V122H88ZM109 123V122H108ZM114 123L116 124V122L114 121ZM123 123H125V121L123 122ZM131 123H130V125H131ZM145 124V122H142L141 121V124ZM147 123H149V122H147ZM165 123V125H166V122H164ZM171 123V125L173 124V126H174V123H172V122H170ZM31 124V123H30ZM32 124H34V122L32 123ZM103 124V123H102ZM109 124V125H110ZM119 124V123H118ZM128 124V123H127ZM127 124H125V125H123V126H127V127H124L125 129H128V125ZM134 124H136V122L134 123ZM161 124V123H160ZM176 124H175V126H176ZM0 125H1V122H0ZM7 125V124H6ZM5 125V126H6ZM8 125H7V127H8ZM20 125V127L18 128V130L16 129V133H18L19 131H24L25 132V134L24 133H22V134H24L25 136L27 135V134H29V135H27V136H31V132H30V130H28V128H27V126L26 125H24V126H26L25 128L27 129V131L26 130H24L23 128L24 127H22L21 126V124H19ZM93 125H94V123H93ZM105 125V124H104ZM103 125V127H105ZM107 125V124H106ZM129 125V126H130ZM147 125V124H146ZM149 125H151V124H149ZM163 125V124H162ZM170 125V126H171ZM190 125V124H189ZM32 126V125H31ZM30 126V127H31ZM79 126V125H78ZM87 126V125H86ZM89 126V125H88ZM97 126V125H96ZM112 126V125H111ZM111 126H108V128L111 130V128H114V126L113 127H111ZM137 126V125H136ZM139 126V125H138ZM148 126V125H147ZM154 126V125H153ZM157 126V125H156ZM169 126V125H168ZM168 126L166 125V127L168 128ZM174 126V127H175ZM180 126V125H179ZM183 126V125H182ZM191 126V125H190ZM198 126V125H197ZM2 127V126H1ZM21 127H22V129H21ZM28 127H29V125H28ZM77 127V126H76ZM85 127V126H84ZM111 127V128H110ZM141 127V126H140ZM139 127V131H140V129L143 131V129L145 128V130L144 131H146V129L147 128H149V127H144L143 129L142 128H140ZM143 127V126H142ZM4 128V127H3ZM8 128H10V126L8 127ZM7 128V129H8ZM79 128V127H78ZM81 128V127H80ZM79 128V129H80ZM98 128H100V127H98ZM106 128V127H105ZM117 128H119L118 127V125H117ZM138 128V127H137ZM155 128V127H154ZM154 128H153V130H154ZM177 127H175V129H176ZM219 128V127H218ZM12 129H14L13 127H12ZM21 129V130H20ZM96 129V128H95ZM101 129V128H100ZM120 129V128H119ZM132 129V128H131ZM156 129V128H155ZM169 129V128H168ZM199 129V128H198ZM6 129H3V133H4V131H5ZM9 130V129H8ZM8 130L7 131H5V133L7 132V133H9L8 132ZM10 130H11V128H10ZM45 130H47V129H45ZM44 130V131H45ZM83 130V129H82ZM97 130V129H96ZM103 130V129H102ZM115 130V132H117V130L118 129H116V126H115V128L113 129V131ZM123 130V129H122ZM130 130V129H129ZM135 130V129H134ZM152 130V129H151ZM151 130H149L148 129V131L150 132ZM170 130V129H169ZM202 130H204V129H202ZM206 130H207V128H206ZM211 130V129H210ZM216 130V129H215ZM226 130H228L229 131V129H226ZM231 130V129H230ZM13 131V130H12ZM43 131V132H44ZM79 131V130H78ZM90 131H92V130H90ZM100 131V130H99ZM136 131H138V129H136ZM138 131V132H139ZM141 131V132H142ZM143 131V132H144ZM148 131H147V133H148ZM155 131H157V130H155ZM178 131H181V130H178ZM187 131V130H186ZM225 131V130H224ZM14 132H15V129H14ZM13 132V133H14ZM83 133V138H87V142H89L88 140L90 139V141H91V143L94 141L93 140V138L92 137H97L96 139H95V142L93 143V145L92 146H94V144L95 143H98V141L100 142V146L103 148V149H101L100 150V148L98 147V149L100 150V151H102V150H104L106 153V155H107V157L106 158H108L107 160H109V158L112 160L111 161V163L113 164V165H115V166H119V167H122V168H120V172L122 173V178H123V180H125V181H127L126 183H128L129 185H131L132 186V188H131V190H135V193L133 194H131V192H127V191H125V190H123V187L121 188L124 192H120V193H116L115 191H113V192H115V193H113L114 194V196H112L111 195V199H109L108 201H106L107 203L103 206V207H101V200L102 199H105L106 197H105V191L103 192V189L101 190L102 192H103V195L101 194V196H99L100 195V193L98 192V194L96 193L95 195L97 196V197H94L95 195L93 194H91V193H89L90 195H92L94 198L92 199L91 197H90V195H89V197H88V195L87 194H85L84 192H86V191H84V192H81V194H83V195H87L86 197H87V199L85 198L84 200H87V202L86 203H88V208L89 209H93L94 207L96 208V209H93L92 210V219L93 220H91L90 218H91V216L89 215V217L90 218H87L86 217V219L88 220V219H90V221H94V222H90V225H88L87 223H88V221L87 220H85V221H87V222H85L84 220V222H85V228L83 227V225L81 226L80 225V223L79 224H76V225H78L79 227L81 226L82 228L81 229H86V226L88 225L89 227H88V229H86V232H85V230H80V228L79 229H77V227L75 228V230H74V234L72 235H69V233H66L65 231H63L64 229H60L57 225L59 224L58 223V221L56 222L55 220H56V218L55 219H51L52 220V222H49V221H46V228H48V229H52V228H50V227H52L53 225V227H54V229L55 230H57V228H58V230L60 229L61 231H59V232H54V230H53V233H51V234H53V239H52V237H51V235H46L43 239H46V238H48L47 240H43L42 238H40V240H38L37 238V240L36 239H33V242H32V240H30L29 242L30 243H33L32 244V247L31 248H29V247H27V244H26V242L25 243H23V242H19V240L22 238L21 236L22 235H20V239H19V235H18V237L16 238V235L18 234H15V233H13L14 231H15V229H14V231L12 232V229L11 230H6L7 228L5 227V229H2V233H0V264H46L47 263V261H51L52 260V262H50L49 261V264L51 263V264H59L58 263V256H60V253H63V254H65V253H68V256H69V258H71L70 256H72V258L74 257L73 256V254L71 255V253H72V251L74 250H76V249H74V248H76L77 246L79 247V246H81L82 244V247L81 248H78V249H83L84 247L83 246H88V244L87 243H89V246H90V248H88V250L90 249L91 250V253H88V254H91V255H89L90 257H91V260L92 261H90V257H88V255H87V257L86 258H88V260L86 261V262H88V261H90V262H96V261H101L100 259H102V260H104V258L105 257H112L113 256V254H118L119 256V258L122 260V263L123 264H128V262H131V260L133 261V262H135L136 264H139L140 262L142 263V261H148L147 263L149 264V262H151L152 264L154 263V264H189L188 262L190 261V264H205L204 262L202 263V260H201V258H202V254H204L205 252H208L209 254H213V250H212V241H218V242H220V243H222L223 244V242H224V246H223V248H220L219 247V249H218V247H216L218 250H216V248H215V251H219L218 252V254L217 253H214L213 255H219V256H221V262L219 261V264L220 263H223V264H227L226 263V261H228L227 260V257H229V256H227V255H229L230 253L229 252H231V253H237V247L238 246H240V245H238V241L237 240H240L241 238H243V237H245V238H247V236H250V237H253L254 239L257 237H260V234L262 233V231H263V225H264V209H263V206L262 205H259V204H252V203H250V204H252V206L251 207H249L248 208V206H247V208H246V203H247V201H253V202H256L257 203V201H259V200H255L254 198H251V196H250V198L245 194V193H248V191L250 190V188H244V189H247V190H245L243 193L244 194H242L241 196V198H242V200H241V198H239L241 201H239V199L238 198H236V197H239V196H235L234 197V199L236 198V200L238 199V202H240L241 204H239L238 202V204L240 205H238L237 203L235 204V206H236V208H234V210L235 209H237L238 208V210H237V212L238 211H241V214H236V216L237 217H239L238 219H239V223L238 224H236V222H234L235 223V225H233V223H232V226H231V224H230V226H228L227 225V227L226 228H223L224 226H222V228H221V225L223 224V225H225L224 223H221V220H219L220 219V217H219V215L217 216V217H219V219L218 218H215V216H209L208 214H210L211 213V211H212V206H214V204H216V203H212V201L210 202V201H208L207 203H204V201L205 200H207L208 198H209V196H205L204 195V193H206L207 191L210 193V189H212V187H211V185H210V189H207V187L204 185L203 187V189L206 191H198V190H200V188L198 189V188H196L195 189V191H190V193H188V191H185V192H187L186 194L187 195H185V193H182V194H184V198L183 199H181L180 198V200H177V199H175V198H170L169 196V204H168V211H176L177 212V215L175 216V217H177L178 215H182V217H183V219L184 220H186V222L188 223V231H187V226L184 228V233L185 232H188V238L187 239H190L189 237H191V239H194V240H196V242L197 241H199L200 243H194L192 246H190L189 247V245L187 246V244H182V243H178V241H177V243L175 244V245H173L172 247H169V248H167V249H164L165 251L167 250V252H166V254L165 255H163L161 258H160V260L158 261V260H155V258H154V256L153 255H157V254H153V252L152 251H150V248H152L151 246H153L154 245V241L152 242V244L153 245H151V244H149L148 243V241H147V243H148V246L146 245H143V243L145 242L144 240H146V237L147 238H149L150 237V234L151 233H149V235H147L148 234V231H149V229L147 230V234H145V236L146 237H144L143 236V238H145L143 241H142V239H140V240H138L141 236V231H144L145 229L143 228V230L141 229L142 227H145V226H143L144 224H145V222L147 221L146 220V218H147V216H148V214H149V211H148V209L149 208H151L152 207V203L154 204V203H156V199H158V198H156L155 200H153L154 202H148L147 200H145V202H142L143 201V199L142 198H144L143 196H147V197H151L152 198V195H154L155 196V193L157 192V191H155V189H157V190H162V189H164V188H166V186L167 185H170L172 182H170V180H169V178H165L164 176L162 177V179H164L163 181H162V179H161V174L159 173V171H158V173L157 172H151V170H149L148 168H145L143 171H140V170H136V168H133L130 164H131V161L132 160H130V163H128L127 161L129 160H124V158L125 159H127L126 157H129V154H128V156H126L125 157V153H126V155H127V150L128 151H130V149H131V151H130V154L131 153H133V148H130L129 146H132L131 144L133 143V144H135V143H137V146H135V150H138L137 152L139 153V155L140 154H143L144 153V151H147L148 150V141H149V139L151 138V136L149 137V139H148V141L147 142H145V140H147V135L146 136H143V135H141L140 133L141 132H139L138 134H140L141 136H142V138L143 137H146L145 139H144V141H143V139L142 140H138L139 138L138 137H140V136H138V137H136L135 139L133 138V137H129L128 138V135H127V137L125 136L124 138H127L126 140L125 139H123V137L122 136H120L119 135V133H117V136H116V138L114 137L115 136V134L113 135V132H108V131H106V134H109V135H106V134H104V131H100V132H98V134L97 135H95L94 134V132L92 133V134H89V135H87L88 134V132H89V130H88V132L86 131V129H85V131H82ZM86 132H87V134H86ZM108 132V133H107ZM120 132V131H119ZM142 132V133H143ZM172 132H174V131H172V129L170 130V133H172ZM20 133V132H19ZM47 133V132H46ZM89 133H91V132H89ZM145 133V132H144ZM152 133H154V132H152ZM183 133V132H182ZM189 133V132H188ZM208 133H210V131L208 132ZM219 133V132H218ZM229 133H230V131H229ZM155 134H156V132H155ZM175 134V133H174ZM186 134V133H185ZM204 134H205V132H204ZM211 134V133H210ZM215 134V133H214ZM221 134V133H220ZM6 135H8V134H6ZM20 136H21V134H19ZM34 135V134H33ZM106 135V136H105ZM149 135V134H148ZM157 135H159V134H156V136ZM166 135V134H165ZM169 135V134H168ZM171 135V134H170ZM184 135V134H183ZM182 135V136H183ZM188 134H186V136H187ZM193 135V134H192ZM191 135V136H192ZM199 135V134H198ZM201 135V134H200ZM229 135V134H228ZM18 136V135H17ZM44 136V135H43ZM87 136V137H86ZM88 136L90 137L89 139H88ZM107 136L109 137V138H107ZM160 136V135H159ZM158 136V137H159ZM173 136V135H172ZM181 136V135H180ZM182 136H181V138H182ZM205 135H203V137H204ZM218 136H219V134H218ZM223 136H224V133H223ZM7 137V136H6ZM23 137V136H22ZM39 137V136H38ZM37 137V138H38ZM46 137V136H45ZM78 137V136H77ZM118 137H122V138H119L120 139V141L123 139V141L125 142L124 144H121L120 143V141H117V140H119L118 139ZM189 137V136H188ZM194 137V136H193ZM208 136H206V137H204V138H207ZM0 138H1V136H0ZM141 138V137H140ZM181 138H179V140L181 139ZM183 138H184V136H183ZM182 138V140L184 141V139H186V138H184L183 139ZM203 138V139H204ZM211 139V138H214V136L212 135V137H208V139ZM217 138V137H216ZM93 141H92V140ZM108 139H110V141L108 140ZM112 139H117L116 140V142H115V140H113L112 141ZM174 139V138H173ZM196 139H198V138H196ZM235 139V140H234ZM1 140V139H0ZM4 140V139H3ZM25 140V139H24ZM33 140V139H32ZM170 140H171V138H170ZM175 140H177V136H176V138L174 139V141ZM188 140H191L192 141V139L190 138V139H188ZM212 140V139H211ZM214 140V139H213ZM218 140H219V138H217L215 141L216 142H218ZM229 140V139H228ZM231 140V141H232ZM28 141V140H27ZM31 141V140H30ZM48 141V140H47ZM84 141V140H83ZM97 141V142H96ZM123 141H122V143H123ZM135 141V142H134ZM161 141V140H160ZM178 141V140H177ZM194 141V140H193ZM192 141V142H193ZM207 141H209L210 142V140H202L201 142H198V144H197V146L196 147H202L203 146V151L201 152V151H199L198 153H197V155H199L198 157H200V160L197 158V161L198 162H203V161H206V159H207V161H208V153H209V151L208 152H206V151H204V148L206 149V147H207V145H205V142L207 143ZM224 140L222 139V142H223ZM232 141V142H233ZM4 142V141H3ZM36 142V141H35ZM35 142L33 143V144H35ZM119 142V143H118ZM187 143L188 141H184V143ZM194 142H196V141H194ZM212 142V141H211ZM215 142V144H218V143H216ZM221 142V141H220ZM226 142V141H225ZM84 143V142H83ZM90 143V142H89ZM175 143V142H174ZM183 143V142H182ZM197 143V142H196ZM37 144V143H36ZM69 144V143H68ZM167 144V143H166ZM188 145H189V143H187ZM215 144L213 143L212 145H214V147H215ZM226 144V143H225ZM231 144V143H230ZM15 145H17V144H15ZM97 145H99V144H96L95 146H97ZM147 145V146H146ZM169 145V144H168ZM181 144L179 143V146H180ZM184 145V144H183ZM187 145V146H188ZM191 145V144H190ZM189 145V146H190ZM192 145H194V144H192ZM204 145L206 146V147H204ZM209 145H211V144H209ZM28 146V145H27ZM57 146V145H56ZM59 146V145H58ZM66 146H67V144H66ZM91 146V145H90ZM91 146V147H92ZM133 146V147H134ZM166 146V145H165ZM177 146H178V144H177ZM185 146V145H184ZM225 146H227V144L225 145ZM36 147V146H35ZM145 147H146V149H145ZM175 147H176V145H175ZM181 147H183L182 145H181ZM195 147V146H194ZM217 148H218V145L216 146ZM220 147H223V146H221L220 145ZM264 147V146H263ZM6 148V147H5ZM27 148V147H26ZM66 148V147H65ZM85 148V147H84ZM130 148V149H129ZM171 148V147H170ZM178 148L179 147H177L176 148V153L178 152L177 150H178ZM184 148H187V147H184ZM183 148V149H184ZM189 149H190V147H188ZM209 149H210V147H208ZM229 150H228V149ZM0 149H1V147H0ZM48 149V148H47ZM94 149V148H93ZM97 149V148H96ZM144 149V150H143ZM149 149H150V145H149ZM153 149V148H152ZM151 149V151H153ZM169 149V148H168ZM183 149H181V150H183ZM200 149V150H201ZM224 149V147L223 148H221V150H223ZM264 148H262V150H263ZM4 150V149H3ZM139 150H142V151H139ZM165 150H166V147H165ZM164 150V151H165ZM181 150H179V151H181ZM191 150H193L192 148H191ZM219 150H220V148H219ZM225 150V149H224ZM228 150V151H227ZM260 149H258L257 151L258 152H260L259 151ZM66 151V150H65ZM151 151H150V154H149V157L148 158H151L150 156H153L152 155V153H151ZM154 151H155V149H154ZM160 151V150H159ZM171 151V150H170ZM57 152V151H56ZM96 152V151H95ZM99 152V151H98ZM173 152V150L171 151V153ZM195 152V151H194ZM216 153H217V151H215ZM219 152L220 151H218V156L219 155H222V152L223 151H221V154H219ZM225 152V153H226ZM129 153V152H128ZM135 153V152H134ZM154 153V152H153ZM167 152H165V154H166ZM173 153H175V151L173 152ZM172 153V154H173ZM179 154L181 153V152H178ZM190 153V151L188 152V154ZM248 153V152H247ZM254 153V152H253ZM252 153V154H253ZM261 153V152H260ZM7 154V153H6ZM34 154V153H33ZM63 154V153H62ZM65 154V153H64ZM104 154V155H105ZM137 154V153H136ZM144 154H146V153H144ZM179 154H177V158H179L178 157V155ZM183 154V153H182ZM186 155H188L187 153H185ZM191 154H192V152H191ZM190 154V155H191ZM195 154V153H194ZM212 154V152L210 153V155ZM216 154V155H217ZM100 155V154H99ZM98 155V156H99ZM133 155V154H132ZM138 155V154H137ZM169 155H170V152H169ZM169 155H168V157H169ZM173 155H175V154H173ZM173 155H172V157H173ZM209 155V156H210ZM216 155H213V157H215ZM239 155H240V157H239ZM251 155V154H250ZM254 155V154H253ZM47 156V155H46ZM84 156V155H83ZM97 156V157H98ZM109 156V157H108ZM155 156V155H154ZM153 156V157H154ZM160 156V155H159ZM166 156V155H165ZM180 156V155H179ZM192 156V155H191ZM190 156V157H191ZM32 157V156H31ZM35 157V156H34ZM37 157V156H36ZM131 158H132V156H130ZM129 157V158H130ZM138 158H139V160H140V158L141 159H143V155H141V156H137ZM167 157V158H168ZM170 157H171V155H170ZM186 157V156H185ZM188 157V156H187ZM193 157H194V155H193ZM239 157V158H238ZM250 157V156H249ZM254 157V156H253ZM62 158V157H61ZM134 158V157H133ZM132 158V159H133ZM138 158H136V160L138 159ZM147 158V157H146ZM157 158H158V156H157ZM176 158V157H175ZM174 157H173V159H175ZM176 158V159H177ZM182 158H184V157H182ZM182 158H180V159H182ZM189 158V157H188ZM212 158V157H211ZM251 158V157H250ZM10 159V158H9ZM12 159V158H11ZM45 159V158H44ZM63 159V158H62ZM66 159V158H65ZM94 159V158H93ZM166 159V158H165ZM164 159V160H165ZM171 159V162H172V158H170ZM216 159V158H215ZM34 160V159H33ZM70 160V159H69ZM74 160V159H73ZM124 160V161H123ZM149 159H147V161H148ZM151 160V159H150ZM157 160V159H156ZM167 160V159H166ZM192 160H193V158H192ZM196 160V159H195ZM217 160V159H216ZM241 160V159H240ZM44 161V160H43ZM62 161V160H61ZM153 161H155V159L153 158ZM159 161H161L159 158H158V161L157 162H159ZM168 161H169V159H168ZM175 161V160H174ZM174 161H173V163H174ZM178 160H176V162H177ZM238 161V160H237ZM104 162V161H103ZM109 162H110V160H109ZM135 162H137V161H135ZM139 163H137V164H143V162L141 161H138ZM156 162V163H157ZM165 163H167V161H164ZM163 162V163H164ZM170 162V161H169ZM184 162H185V160H184ZM194 161H191V163H193ZM209 162V161H208ZM229 162V161H228ZM258 162V161H257ZM25 163V162H24ZM28 163H29V161H28ZM63 163V162H62ZM67 163V162H66ZM90 163V162H89ZM99 163V162H98ZM149 163V162H148ZM150 163H154V162H151L150 161ZM161 163V162H160ZM162 163V164H163ZM197 163V162H196ZM215 163H212L213 165L215 164ZM235 163V162H234ZM241 163V162H240ZM244 163V162H243ZM248 163V162H247ZM250 163V162H249ZM6 164H7V162H6ZM172 164V163H171ZM174 164H176V163H174ZM189 163H187V165H188ZM209 164V163H208ZM228 164V163H227ZM227 164H225V165H227ZM233 164V163H232ZM242 164V163H241ZM258 164V163H257ZM28 165V164H27ZM59 165V164H58ZM81 165V164H80ZM85 165V164H84ZM93 165V164H92ZM134 165V164H133ZM159 165V164H158ZM168 165H170L169 163H168ZM182 165V164H181ZM184 165V164H183ZM195 165V164H194ZM197 165H198V163H197ZM200 165V164H199ZM202 165V164H201ZM204 165V164H203ZM248 165V164H247ZM3 166V165H2ZM7 166V165H6ZM57 166V165H56ZM63 166V165H62ZM89 166H90V164H89ZM96 166V165H95ZM111 166V165H110ZM148 167H149V165H147ZM153 166V165H152ZM160 167L161 166H164V165H159ZM172 166H174V165H172ZM177 166V165H176ZM179 166V165H178ZM209 166V165H208ZM235 166V165H234ZM245 166V165H244ZM255 166V165H254ZM36 167V166H35ZM58 167V166H57ZM60 167V166H59ZM58 167V168H59ZM72 167V166H71ZM119 167H117V168H119ZM170 167V166H169ZM169 167H167V169L169 168ZM183 166H181V167H178V168H182ZM190 167H191V164H190ZM210 167V166H209ZM212 167V166H211ZM15 168V167H14ZM22 168V167H21ZM39 168V167H38ZM37 168V169H38ZM87 168V167H86ZM99 168V167H98ZM156 169V166L154 167L153 166V168H151L150 167V169ZM172 168V167H171ZM177 168V167H176ZM177 168V169H178ZM204 168V170H205V168H207L206 166L205 167H203ZM215 168V167H214ZM217 168V167H216ZM248 168V167H247ZM250 168V167H249ZM2 169V168H1ZM4 169V168H3ZM112 169V168H111ZM157 169H160V168H157ZM163 169H165V168H163ZM166 169V170H167ZM170 169V168H169ZM173 169V168H172ZM191 169H193V168H191ZM196 169H197V167H196ZM195 169V170H196ZM200 169H202V167L200 168ZM208 169H212V168H207V171H208ZM219 169V168H218ZM242 169H243V167H242ZM5 170V169H4ZM113 170H114V167H113ZM115 170H116V168H115ZM148 170L150 171V172H148ZM173 170H175V168L173 169ZM262 170V169H261ZM264 170V169H263ZM53 171V170H52ZM95 171V170H94ZM118 171V170H117ZM144 171H146V172H144ZM164 171V170H163ZM180 171H181V169H180ZM180 171H179V174H180ZM189 171V170H188ZM191 171V170H190ZM193 171V170H192ZM214 171V170H213ZM230 171V170H229ZM4 172V171H3ZM20 172V171H19ZM45 172V171H44ZM62 172V171H61ZM64 172V171H63ZM99 172V171H98ZM106 172V171H105ZM116 172V171H115ZM185 172H187V171H185ZM184 171L182 172L183 173V178H184V173H185ZM201 172H202V170H201ZM220 172V171H219ZM225 172V171H224ZM48 173V172H47ZM70 173V172H69ZM81 173V172H80ZM109 173H111V172H109ZM172 173L174 174V171L173 172H171L170 173V176L172 175ZM176 173V172H175ZM214 173V172H213ZM226 173V172H225ZM255 173V172H254ZM10 174V173H9ZM29 174H31V173H29ZM37 174V173H36ZM58 174V173H57ZM79 174V173H78ZM91 174V173H90ZM158 174V175H157ZM160 174V175H159ZM177 174V173H176ZM175 174V175H176ZM186 174V173H185ZM204 174H205V172H204ZM33 175V174H32ZM40 175V174H39ZM48 175V174H47ZM51 175V174H50ZM178 175V174H177ZM182 175V174H181ZM206 175V174H205ZM207 175H208V173H207ZM206 175V176H207ZM228 175H229V173H228ZM52 176H55V175H52ZM79 176V175H78ZM84 176V175H83ZM157 176H159L160 178H158ZM197 176H199V175H197ZM205 176V177H206ZM224 176V175H223ZM230 176V175H229ZM73 177V176H72ZM110 177V176H109ZM173 177H174V175H173ZM190 177V176H189ZM4 178H6V177H4ZM51 178V177H50ZM121 178V179H122ZM182 178V179H183ZM186 178H188L187 177V175H186ZM214 178V177H213ZM222 178V177H221ZM24 179H25V177H24ZM73 178H71V180H72ZM88 179V178H87ZM114 179V178H113ZM116 179V178H115ZM118 179V178H117ZM116 179V180H117ZM215 179V178H214ZM250 179V178H249ZM251 179H252V177H251ZM250 179V180H251ZM3 180V179H2ZM22 180H23V178H22ZM50 180V179H49ZM61 180V179H60ZM70 180V181H71ZM96 180V179H95ZM94 180V181H95ZM192 180V179H191ZM217 180V179H216ZM245 180V179H244ZM4 181V180H3ZM7 181V180H6ZM21 181V180H20ZM37 181V180H36ZM46 181V180H45ZM87 181V180H86ZM89 181V180H88ZM114 181V180H113ZM218 181H220V179L218 180ZM218 181H216L217 183H219ZM245 181H249V180H245ZM256 181V180H255ZM18 182V181H17ZM49 182V181H48ZM111 182V181H110ZM119 182H121L122 183V181L121 180H119ZM221 182H222V180H221ZM227 182H229V181H227ZM259 182V181H258ZM257 182V183H258ZM7 183V182H6ZM42 183V182H41ZM52 183H53V181H52ZM58 183H60L59 181H58ZM71 183V182H70ZM90 183V182H89ZM123 183H124V181H123ZM122 183V184H123ZM231 183H232V181H231ZM239 183H240V181H239ZM242 183V182H241ZM250 183V182H249ZM1 184V183H0ZM105 184V183H104ZM185 184H187V183H185ZM192 184V183H191ZM224 184H225V182H224ZM245 184V183H244ZM247 184V183H246ZM245 184V185H246ZM251 184V183H250ZM40 185V184H39ZM45 185V184H44ZM88 186H89V184H87ZM93 185V184H92ZM215 185H216V183H215ZM228 185V184H227ZM1 186V185H0ZM4 186V185H3ZM41 186V185H40ZM46 186V185H45ZM96 186V185H95ZM107 186V185H106ZM188 186V185H187ZM186 186V187H187ZM222 186H224L223 185V183H222ZM234 186V185H233ZM238 186V185H237ZM244 186V185H243ZM243 186H241V187H243ZM254 186V185H253ZM36 187V186H35ZM56 187H58V186H56ZM90 187V186H89ZM128 187V186H127ZM126 186L124 187V188H127ZM172 187V186H171ZM178 187H179V185H178ZM186 187H185V189H186ZM190 187V186H189ZM202 187V186H201ZM217 187V186H216ZM225 187V186H224ZM247 187H249V185L247 186ZM251 187H252V185H251ZM38 188V187H37ZM47 187H45V189H46ZM51 188V187H50ZM83 188V187H82ZM130 188V187H129ZM169 188H170V186H169ZM181 188V187H180ZM206 188V189H205ZM208 188H209V185H208ZM218 188V187H217ZM230 188H232V187H230ZM236 188V187H235ZM234 188V189H235ZM264 188V187H263ZM2 189H3V187H2ZM48 189V188H47ZM182 189H183V187H182ZM181 189V190H182ZM184 189V190H185ZM198 189V190H197ZM226 189V188H225ZM228 189H229V186H228ZM259 189H262V187H260ZM259 189H257V191L259 190ZM35 190V189H34ZM58 190H59V188H58ZM73 190V189H72ZM76 190V189H75ZM85 190V189H84ZM87 190V189H86ZM129 190V189H128ZM130 190V191H131ZM169 190V189H168ZM178 190V189H177ZM181 190H179L180 192H181ZM189 190H190V188H189ZM197 190V191H196ZM213 190H214V188H213ZM219 190H221V188L219 189ZM236 190V189H235ZM251 190H252V192L254 191V188L252 189L251 188ZM251 190H250V192H251ZM0 191H2V190H0ZM83 191V190H82ZM94 191V190H93ZM96 191V190H95ZM118 191V190H117ZM178 191V192H179ZM183 191V190H182ZM228 191V190H227ZM232 191V190H231ZM247 191V192H246ZM262 191V190H261ZM47 192H48V190H47ZM69 192V191H68ZM80 192L77 194L78 195V197L81 195L80 194ZM88 192V191H87ZM162 192V191H161ZM177 192V191H176ZM207 192V193H208ZM235 192V191H234ZM233 192V193H234ZM251 192V193H252ZM260 192V191H259ZM77 193V192H76ZM94 193V192H93ZM208 193V194H209ZM220 193V192H219ZM232 193V192H231ZM263 193V192H262ZM13 194V193H12ZM34 194V193H33ZM117 194V195H116ZM129 194H131V195H129ZM158 194V193H157ZM161 194H163V193H161ZM170 194V193H169ZM171 194H176V193H173V190H172V193ZM207 194V195H208ZM211 194V193H210ZM248 194H250V193H248ZM252 194H254V193H252ZM256 194H257V192H256ZM261 194V193H260ZM55 195V194H54ZM74 195V194H73ZM167 195V194H166ZM202 195H204V197H202ZM234 195V194H233ZM1 196V195H0ZM40 196H42V195H40ZM72 196V195H71ZM75 196V197H74ZM74 196H72V198L70 197V198H66V199H75L76 198V194L74 195ZM212 196V195H211ZM226 196V195H225ZM258 195H256L255 197L256 198H258L257 197ZM260 196H262V195H260ZM259 196V197H260ZM2 197V196H1ZM4 197V196H3ZM31 197V196H30ZM57 197V196H56ZM65 197V196H64ZM80 197H82V196H80ZM203 198V199H201L202 200V202L200 203V202H198V201H200V200H198V199H200V198ZM215 197H217L218 198V196H215ZM220 197V196H219ZM222 197V196H221ZM231 197V196H230ZM5 198V197H4ZM34 198V197H33ZM43 198V197H42ZM55 198V197H54ZM161 198V197H160ZM228 198V197H227ZM262 198V200H264V198H263V196L261 197ZM260 198V199H261ZM6 199H8V198H6ZM38 199V198H37ZM80 199V198H79ZM142 199V201H140ZM154 199V198H153ZM233 199V200H234ZM252 199H254V200H252ZM84 200H83V202H84ZM152 200V199H151ZM213 200V199H212ZM217 200V199H216ZM220 200V199H219ZM231 200V199H230ZM0 201H1V199H0ZM3 201V200H2ZM1 201V203H3ZM4 201H5V203H6V201H7V203H11V204H13V205H16L17 206V204H19L18 203V201H16V200H14L15 201V204L13 203V202H11V201H9L8 202V200H5L4 199ZM64 201V200H63ZM75 201V200H74ZM81 201V200H80ZM168 201V200H167ZM166 201V202H167ZM214 201V200H213ZM228 201V200H227ZM261 201V200H260ZM50 202V201H49ZM82 202V201H81ZM197 202L198 203H200V205H202V207L201 206H199V205H197ZM206 202V201H205ZM210 202V203H209ZM216 202V201H215ZM264 202V201H263ZM4 203V204H5ZM5 204L7 207H6V210H8V207H10L11 208V204L9 205V204ZM20 203H21V201H20ZM85 203V202H84ZM157 203H158V201H157ZM156 203V204H157ZM162 203H163V201H162ZM217 203H219V201H217ZM221 203V202H220ZM227 203V202H226ZM248 203V205L250 206V204ZM40 204V203H39ZM42 204V203H41ZM51 204V203H50ZM156 204H154V206L156 205ZM160 204V203H159ZM158 204V206L156 205L155 207H159L160 205ZM222 205H223V203H221ZM84 205H86V204H84ZM151 205V207H149ZM227 205V204H226ZM237 205H238V207H237ZM256 205V206H255ZM3 206V205H2ZM197 206V207H196ZM218 206V205H217ZM255 207V209L253 210V208L252 207ZM0 207H1V205H0ZM18 207V206H17ZM154 207V208H155ZM162 207V206H161ZM221 207V206H220ZM219 207V208H220ZM231 207V206H230ZM240 207V208H239ZM4 207H2L1 209L2 210H4L3 209ZM10 208H9V213H10ZM13 208V207H12ZM12 208H11V210H12ZM15 209H16V207H14ZM13 208V209H14ZM66 208V207H65ZM74 208V207H73ZM153 208V209H154ZM217 208V207H216ZM225 208V207H224ZM251 208V210H249ZM17 209H19V208H17ZM68 209V208H67ZM84 209V208H83ZM82 209V210H83ZM86 210H87V208H85ZM84 209V211H86ZM218 209V208H217ZM227 209V208H226ZM240 209V210H239ZM24 210V209H23ZM48 210V209H47ZM54 210V209H53ZM60 210V209H59ZM154 210H156V208L154 209ZM159 208H158V212H159ZM166 210V209H165ZM211 210V211H210ZM225 210V209H224ZM233 210V211H234ZM263 210V211H262ZM21 211V210H20ZM150 211H152L153 212V210L151 209ZM167 211V210H166ZM214 211V210H213ZM226 211V210H225ZM231 211H232V209H231ZM87 212V211H86ZM85 212V213H86ZM90 212H91V210H90ZM162 212V211H161ZM215 212H217L216 210L214 211V212H212V214H214ZM220 212H222L221 210H220ZM234 212H236V211H234ZM0 213H1V211H0ZM6 213V212H5ZM21 213V212H20ZM46 213V212H45ZM56 213H57V211H56ZM164 213V212H163ZM172 213V212H171ZM225 212L223 211V214H224ZM3 214H4V212H3ZM11 214V213H10ZM24 214V213H23ZM32 214H34V213H32ZM62 214V213H61ZM65 214V213H64ZM80 214V213H79ZM207 214V216L204 218V219H200L202 216H204V215H206ZM217 214V213H216ZM222 214V213H221ZM229 214V213H228ZM5 215H7V214H5ZM9 215V214H8ZM39 214H37V218L35 219V220H37L38 219V216ZM49 215H50V213H49ZM68 215V214H67ZM170 214H168L167 216H169ZM215 215V214H214ZM226 215V214H225ZM234 215V214H233ZM263 215V216H262ZM4 216V215H3ZM13 216V215H12ZM21 216V215H20ZM36 216V215H35ZM43 216V215H42ZM68 216H70V215H68ZM155 216V215H154ZM159 216V215H158ZM224 216V215H223ZM229 216H231V214L229 215ZM235 216V215H234ZM235 216V217H236ZM14 217H15V215H14ZM40 217H41V215H40ZM39 217V219H42V217L40 218ZM58 217V216H57ZM235 217H234V219H235ZM237 217H236V220L235 221H237L238 219H237ZM25 218V217H24ZM46 218V216L44 217L43 216V219L44 220H47V218ZM153 218V217H152ZM171 218V217H170ZM178 218H180V222L179 223H182V222H184L185 223V221L183 220V219H181V217H178ZM233 218V217H232ZM31 219H33V218H31ZM49 219V218H48ZM73 219V218H72ZM159 219V218H158ZM164 219H165V217H164ZM169 219V218H168ZM168 219H165V221L166 220H168ZM176 219V218H175ZM223 219H224V217H223ZM222 219V220H223ZM226 219V218H225ZM224 219V220H225ZM231 219V218H230ZM233 219V220H234ZM16 220V219H15ZM50 220V221H51ZM55 222H54V221ZM59 220V219H58ZM232 220V219H231ZM39 221V220H38ZM40 221H42V220H40ZM162 221H163V219H162ZM171 221V220H170ZM173 221H175L174 220V218H173ZM227 221H230V220H227ZM3 222V221H2ZM17 222H18V220H17ZM68 222V221H67ZM159 222V221H158ZM157 222V223H158ZM168 222V221H167ZM172 222V221H171ZM223 222V221H222ZM224 222H226V220L224 221ZM231 222V221H230ZM230 222H228V224L230 223ZM32 223H34V222H32ZM65 223V222H64ZM63 222H62V228L63 227H65V226H63V224H64ZM82 223V222H81ZM147 223H149L148 221H147ZM160 223H161V225H160ZM160 223H159V225L160 226H163L162 225V222L160 221ZM179 223H176V226H178L177 224H179ZM11 224H13V223H11ZM66 224V223H65ZM82 224H84V223H82ZM40 225H42V224H40ZM59 225H61V224H59ZM75 225V226H76ZM147 225H149V224H147ZM164 225H167V224H165L164 223ZM173 225H174V223H173ZM181 225H183V224H181ZM56 226V227H55ZM170 226V225H169ZM175 226V225H174ZM180 226V225H179ZM178 226V227H179ZM68 227V226H67ZM67 227H65V229H67ZM153 227V226H152ZM171 227H172V225H171ZM33 228V227H32ZM43 228H44V226H43ZM155 228V227H154ZM158 228V227H157ZM160 228V227H159ZM165 228V227H164ZM168 228V227H167ZM182 228V227H181ZM161 230L163 229V228H160ZM173 229V228H172ZM177 229V228H176ZM179 229H180V227H179ZM26 230V229H25ZM34 230V229H33ZM43 230H45V232H46V230L47 229H43ZM152 230H153V228H152ZM152 230H150V231H152ZM165 230H167V229H164V230H162V231H165ZM169 230H171V229H168V232H169ZM48 231V230H47ZM49 231H52V230H49ZM67 231V230H66ZM153 231H155V230H153ZM158 232L160 231V230H157ZM161 231V232H162ZM177 231V232H176ZM176 231H174V232H176L175 233V235L178 233L179 235H176V236H174L175 238L177 237V238H179L180 236H181V238H182V234L183 233H181V231H179V230H176ZM16 232H19L20 233V231H19V228H18V231H16ZM43 232V231H42ZM76 232V233H75ZM144 232H146V231H144ZM143 232V233H144ZM157 232V233H158ZM161 232H159L158 234H161L162 235V233ZM173 232V231H172ZM25 233V232H24ZM27 233V232H26ZM34 233V232H33ZM47 233V232H46ZM156 233V234H157ZM171 233V232H170ZM264 233V232H263ZM43 234H45V233H43ZM157 234V235H158ZM166 234H168V233H166ZM172 234V233H171ZM171 234H168V236L167 235H165L164 234V239L166 240L168 237H171L172 239L174 238L173 237V235L174 234H172V236H169V235H171ZM28 235V234H27ZM67 235H69V237L67 236ZM152 235H155V232L153 233V234H151V236ZM160 235V236H161ZM33 236V235H32ZM47 236H50V237H47ZM72 236V237H71ZM159 236V237H160ZM186 236V235H185ZM184 236V234H183V239H185V240H187L186 238H184L185 237ZM25 236H23V238H24ZM34 237V236H33ZM139 237V238H138ZM155 237H158V236H155ZM155 237H154V239H155ZM163 237V236H162ZM162 237H160V238H158V239H161ZM49 238H50V240H49ZM220 238V239H219ZM19 239V240H18ZM51 239L53 240V241H51ZM57 239H58V241H57ZM61 239L63 240V241H61ZM65 239V240H64ZM157 239V238H156ZM163 239V240H164ZM182 239V240H183ZM244 239V238H243ZM262 239V238H261ZM18 240V241H17ZM37 241V243H34L35 241ZM54 240L57 242V243H55L54 242ZM162 240V241H163ZM167 240H169V239H167ZM175 240H177V239H175ZM244 240H246V239H244ZM244 240L242 241L243 243H244ZM61 241V242H60ZM150 241V240H149ZM159 241V240H158ZM247 241V240H246ZM19 242V243H18ZM157 242V241H156ZM185 242V241H184ZM236 242H238V243H236ZM241 242V243H242ZM260 242V241H259ZM23 243V244H22ZM28 243V242H27ZM29 243V244H30ZM187 243V242H186ZM241 243H239V244H241ZM28 244V245H29ZM84 244H86V245H84ZM92 245V247H91V245ZM145 244V243H144ZM158 244H159V242H158ZM188 244H192V243H188ZM221 244V245H222ZM261 244V243H260ZM219 245V244H218ZM217 245V246H218ZM238 245V246H237ZM242 245V244H241ZM244 246H245V244H243ZM247 246V245H246ZM214 247V246H213ZM222 247V246H221ZM86 248V247H85ZM154 248V247H153ZM39 249H40V251H42L41 253H40V251H39ZM243 249V248H242ZM37 250V251H36ZM87 250V251H88ZM224 250V251H223ZM254 250V249H253ZM157 251V250H156ZM155 251V252H156ZM161 251V250H160ZM214 251V252H215ZM222 251H223V253H222ZM236 251V252H235ZM239 251V250H238ZM32 252H34V253H32ZM35 252H37V254L38 253H40V254H38V255H36V253ZM69 252H71L70 254H69ZM78 252V251H77ZM76 252V253H77ZM86 252V251H85ZM90 252V251H89ZM80 253V252H79ZM220 253H222V254H220ZM228 253V254H227ZM242 254H243V251L241 252ZM75 254V253H74ZM78 254V253H77ZM164 254V253H163ZM226 254V255H225ZM238 254H240V253H238ZM66 255V254H65ZM115 255V256H116ZM226 257H225V256ZM241 255V254H240ZM253 255H255V254H253ZM64 256V255H63ZM208 256H211V255H208ZM257 256V255H256ZM57 257V258H56ZM67 257V256H66ZM81 257H82V255H81ZM117 257V256H116ZM223 257V258H222ZM242 257H244V256H241L240 258H242ZM248 257V256H247ZM260 257V256H259ZM60 258V257H59ZM75 258H76V255H75ZM80 258V257H79ZM115 258V257H114ZM118 258V259H119ZM157 258H158V256H157ZM208 258V257H207ZM212 258V257H211ZM217 258V257H216ZM215 258V260H217ZM239 258V259H240ZM245 258V257H244ZM251 258V257H250ZM61 260H63V261H61L62 262V264H64V258L62 257V258H60ZM66 259V258H65ZM77 260H75V261H77L78 262V264L80 263L79 261H78V258H76ZM81 259V258H80ZM79 259V260H80ZM117 259V260H118ZM159 259V258H158ZM219 259V258H218ZM239 259H237V261L239 260ZM252 259V258H251ZM253 259H255V260H257L255 257L253 258ZM251 260V262L253 263V261L254 260ZM82 260V259H81ZM80 260V261H81ZM96 260V261H95ZM106 260V259H105ZM108 260V259H107ZM201 260V261H200ZM204 260V259H203ZM212 260V259H211ZM66 261H67V259H66ZM65 261V264L67 263ZM71 261V260H70ZM82 261H84V258H83V260ZM81 261V262H82ZM111 261V260H110ZM113 261V260H112ZM192 261H193V263H192ZM210 261V260H209ZM209 261H207V262H209ZM243 261H245V260H243ZM263 261V260H262ZM77 262H76V264H77ZM89 262V263H90ZM105 262V261H104ZM107 263H108V261H106ZM105 262V263H106ZM238 262H240V261H238ZM250 262V263H251ZM69 263V262H68ZM67 263V264H68ZM72 263H75V262H72ZM71 263V264H72ZM88 263V264H89ZM101 263V262H100ZM113 263H114V261H113ZM134 263V264H135ZM248 263H249V261H248ZM257 263V262H256ZM260 263V262H259ZM81 264V263H80ZM83 264H87V263H83ZM116 264V263H115ZM117 264H119V263H117ZM131 264V263H130ZM237 264V263H236ZM241 264V263H240ZM258 264V263H257ZM263 264H264V262H263Z\"/></svg>",
	"mask_w": 264,
	"mask_h": 264
}]
</instances>
